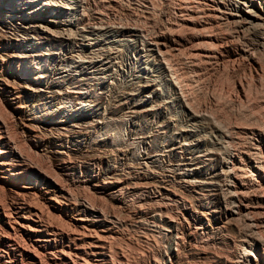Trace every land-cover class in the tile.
Wrapping results in <instances>:
<instances>
[{
    "label": "rangeland",
    "instance_id": "1",
    "mask_svg": "<svg viewBox=\"0 0 264 264\" xmlns=\"http://www.w3.org/2000/svg\"><path fill=\"white\" fill-rule=\"evenodd\" d=\"M1 3H0V18L4 20L3 24L1 25H7L9 26V28L11 30H5L4 32L1 33V30H0V35H3V34H7V33H12L13 30H15L16 28H18L21 24L23 23L24 21V18L22 16H20L19 13H15L14 10H13V7H11V4L13 5L14 3H16V5H20L19 7V11L20 13H24L26 11H28L29 9H31L33 7V5L35 4H38L40 6V8H42V12H41V15L42 17L40 18L41 20H39L38 22L40 23L42 29L40 28L38 31H37V35L42 38V40L44 42H46V46L45 48L47 49V51H45V53L47 54L48 58H47V61L45 63V67L41 73L42 75V78L39 79L41 80V83L39 85H35V87H38L39 89H42L44 92H48V91H55L57 94H62L64 98L68 99L69 103V107H64L61 109V112L68 118L70 116V122L71 124H73V131L76 129L78 130L79 134H75L73 133V131L71 130H68V132H64V131H61L62 133L64 134H61V132L59 134L62 135L63 137V143L66 145L68 144L67 146H70V147H74V148H77V152L74 154V155H68V158H72V159H68L67 158V161H70L71 163L70 164H66V165H69L65 168V172L62 173L58 170H55L53 168V166L50 164V160L46 154V151L48 150V147H52L51 145L52 144H49L47 139H46V136H43L45 135L43 133V131H38L36 130L35 131V135L34 134H31V135H34L35 137H37L39 139V142L40 143V147L38 148L40 150L38 153L40 155H37L35 156V154H32L33 152L29 150L28 147H30V142L29 140L27 139V135H28V132L27 131H21L17 125L15 124V120H13L14 118L9 119V117L7 119H9L8 121H10V132H11V135L13 138H19L21 137L22 141L19 142L18 145H24L25 148L27 151L26 152H32L31 154H27L28 156H30L31 158L29 159L31 165H34V167H41V172H44V173H48L49 175H51L52 173V176L53 174H55L56 176V179L58 177H60L59 179L57 180H60L59 182L57 181V184H58V187H60L59 189L61 190H57L56 192L53 193V195L55 196H52V198L54 199L55 197V201L57 202H60L61 205H62V211L63 212H59V210H57L56 208H54L53 206H50L46 201L44 200H33L31 201V199L29 198V201L28 200H25V204L26 205H31L30 203H33L34 204V201L36 202V204L38 205L39 203L41 204L38 205L39 208L43 207L42 209H39L36 207V205H31L32 207H36V209H39V211L41 210V214H46V208H48V213L51 215V213L55 214V216L51 215V217L49 216V214L47 213L46 216L47 218H45V215L43 216L45 219H49V218H53L52 220H58L57 221V224L59 226L60 224V228H58L57 224H56V221H52L51 219L50 220H47L51 223V227H41V235L42 234H45V233H50L54 239H55V242H53L52 244L48 245V246H44V245H36L34 243H31L27 240V239H23L22 241H25V243H20L19 246V251H15V249H13L12 247H6V246H1L0 247V255L3 259H0V263L1 264H87V261L91 264H117V262H121V264H162V261H163V264H229L230 262H233L232 264H264V209H261L260 205H258L257 203H255L254 201L251 202V207L254 208V211L258 212V213H255V217L253 216L254 219H252V215L254 213V211L252 210V212L248 213L249 215V218L247 217V215H242L244 216V218H242V216L239 217V220H238V217L237 219H231L229 217H226V215L223 214V209L225 206H227V204H231L233 205L234 203L232 201L234 197H231L230 194H233V192L230 190L228 192V190L226 189V187L224 186V183L223 181L221 180V178L219 177H216L215 176V173H214V170H215V162L213 161H210L207 157L205 158L204 154L202 153V150L203 149V145L205 144V142H202L199 146H193V145H190V143L192 142V139H187L185 136V133L183 132L185 129H193L194 131H196L198 133L199 131V135H206V136H209L210 137V133H212V126L210 125H206V124H198L196 123V121H193L191 120V115L192 114H197V115H203V116H207L209 118V120H212L213 119V122L214 124L216 123L215 121H217L216 119H218V123H216L215 125H217L218 127H221L229 132V135L230 134H233L232 136V140H229L230 143L229 146L230 148L235 152V153H239L242 151V148L243 150H246L250 143L252 141H254V139L257 138V134L259 132H263L264 131V123L263 122H260L262 124V126H260V123L259 121H264V53H263V46L264 44L261 46V43H264V26L261 27H257V29L255 30L254 28L251 29H247V30H241L239 31L240 29H235L234 26H232L231 24H227L225 21L221 20V19H218V17H214L216 16L211 10L212 8V2L211 0H186L188 1L187 3L189 4H186L185 2H182L184 0H182L181 2H178V0H155V2L152 0H143V1H139L137 0L138 2H135V4L131 2V0H107L109 3L107 4V1L106 0H96V3H92V2H95L94 0H88L85 1V0H53V2L51 0H0ZM27 1V2H26ZM49 1V2H48ZM80 1V2H78ZM85 2V5H84V2ZM103 1V2H102ZM118 1V2H117ZM123 1V2H121ZM161 1V3H160ZM176 1V2H175ZM197 1V2H196ZM198 1H200L198 3ZM48 2V3H47ZM54 2L56 4H54ZM59 2V3H58ZM115 2V3H114ZM128 2V3H127ZM142 2V3H141ZM150 2V3H149ZM154 2V3H153ZM164 4H163V3ZM11 3V4H10ZM51 3V4H50ZM81 3V4H80ZM100 3V4H99ZM102 3V4H101ZM121 3H124L121 4V6L119 4ZM141 3L142 6L139 4ZM144 3V4H143ZM153 3V4H152ZM173 3V4H172ZM177 6H176V4ZM181 3V4H180ZM184 3V6L183 4ZM205 5H204V4ZM208 3V4H207ZM60 4V5H59ZM99 4V5H98ZM126 4V5H125ZM129 4V6L127 5ZM131 4V5H130ZM147 4V5H146ZM150 4V6H148ZM155 4V6H154ZM156 4H159V7L160 5L162 6L161 8H158ZM170 4H171V7H170ZM194 4V5H193ZM198 4V5H197ZM202 4V5H201ZM47 5V6H46ZM51 5V6H50ZM56 5V6H54ZM58 5V6H57ZM79 5V6H78ZM97 5V6H96ZM138 5V6H137ZM145 5V7H143ZM153 5V6H152ZM174 6V9H173V6ZM196 5V7H195ZM210 5V6H209ZM22 6V7H21ZM62 6V7H61ZM94 6V7H93ZM106 6V7H105ZM125 6V7H124ZM131 6V7H130ZM137 6V9L135 8ZM152 6V7H151ZM187 8L185 11H182L183 8ZM187 6V7H186ZM193 6V7H191ZM200 6V7H199ZM24 7V8H23ZM70 7V8H69ZM83 9H82V8ZM89 7V9H88ZM91 7V8H90ZM98 7V9H97ZM100 7V8H99ZM102 7V9H101ZM111 7V8H110ZM122 7V8H121ZM130 7V8H129ZM133 7V8H132ZM139 7V9H138ZM150 7V9H149ZM156 7V8H155ZM177 7L178 9H180V11L178 12V9L175 8ZM203 7V8H202ZM207 7V8H206ZM210 9H209V8ZM48 8V9H46ZM53 8V9H52ZM76 8V9H75ZM95 8V9H94ZM108 8L109 11L107 10ZM125 8V9H124ZM143 8V9H142ZM145 8V9H144ZM153 8V10L151 9ZM155 8V10H154ZM165 8V9H164ZM171 10H168L170 9ZM194 9V10H190V9ZM197 8H200V13H199V9ZM86 9V10H85ZM113 9V11H112ZM115 9H117L115 11ZM121 9H123L121 11ZM127 9V10H126ZM131 9V10H130ZM133 9V10H132ZM141 9V10H140ZM156 9L158 12H156ZM159 9V10H158ZM163 9V10H161ZM174 11H173V10ZM197 9V11H196ZM204 9V10H203ZM208 9V10H207ZM69 10V11H68ZM85 12H83V11ZM107 12H106V11ZM137 10V11H136ZM140 11V13L138 14V12ZM145 10V11H143ZM166 11L165 14L163 11ZM168 10V12H167ZM207 10V11H206ZM75 11V13H74ZM88 11V12H87ZM95 11V12H94ZM100 11V12H99ZM120 11V15L119 13H115V12H119ZM129 11V12H128ZM133 11V12H132ZM154 11V12H153ZM171 11V12H170ZM182 11V12H181ZM193 11V12H192ZM205 11V12H204ZM65 12V13H64ZM69 12V13H68ZM79 12V13H77ZM99 12V13H97ZM107 14L104 15L105 13ZM113 12V13H112ZM123 12V13H122ZM132 12V13H131ZM147 12V13H146ZM15 13V14H13ZM84 14V16L82 14ZM88 13V17H87V14ZM91 16H90V14ZM95 13V14H93ZM109 13V14H108ZM136 15H135V14ZM150 13H152V17H150ZM154 14H159L158 15H153ZM163 13V14H162ZM198 13V14H197ZM65 14V15H64ZM79 14V15H78ZM93 14V15H92ZM101 14V15H100ZM114 14V15H113ZM121 14H122V17H121ZM171 14V15H170ZM176 14V15H175ZM183 16H182V15ZM188 16H186V15ZM77 15V16H76ZM138 15V16H137ZM142 15V16H140ZM146 15V17H145ZM193 15V16H192ZM212 15V16H211ZM60 16V17H59ZM73 16V17H72ZM98 16L99 18L96 19V17ZM101 16V17H100ZM110 18H109V17ZM112 16V17H111ZM119 18H118V17ZM143 16H144V19H143ZM156 16V18L154 17ZM164 16V17H163ZM168 16V17H166ZM171 16V17H170ZM181 18H180V17ZM184 16H186V19ZM191 19H189L190 17ZM198 16L199 19H196ZM207 16V17H206ZM210 16V18H209ZM55 17V18H54ZM108 17V18H107ZM121 17V19H120ZM127 17V18H126ZM133 17V18H132ZM137 17H141L140 19L137 18ZM149 17V20L148 21V18ZM162 17V19H161ZM172 17H174L172 19ZM180 19H179V18ZM195 18L193 20V18ZM202 17L203 20H202ZM217 18V19H214V18ZM71 18V19H70ZM86 18H87V21H86ZM114 18H118L117 20L114 19ZM147 18V19H146ZM153 18V19H152ZM165 18V19H164ZM183 18V19H182ZM206 18L208 20H206ZM43 19V20H42ZM81 19V20H80ZM90 21H89V20ZM92 19V20H91ZM94 19V20H93ZM102 19V20H101ZM109 19V20H108ZM115 21H114V20ZM130 19H132L133 21L130 22ZM138 20V22L136 21L135 24L134 21L135 20ZM143 19V20H142ZM146 19V20H145ZM152 19V21H151ZM155 19V20H154ZM166 19H168L166 21ZM170 19V20H169ZM185 20L186 24H185V27L187 26L191 31L192 30H196L195 31H192L190 32L189 29L188 31L187 28L185 29L184 28V25H182V21ZM48 20V21H47ZM56 22H55V21ZM58 20V21H57ZM85 20V21H84ZM111 20V21H110ZM121 20V21H120ZM126 20V21H124ZM160 22H158V21ZM206 20V22H205ZM212 20V21H211ZM214 20V21H213ZM218 20V21H217ZM8 21V22H6ZM61 21V22H60ZM65 21V22H64ZM82 21V22H81ZM102 21V23H101ZM113 22V24H110L109 22ZM142 21V22H141ZM144 21V22H143ZM149 23H148V22ZM154 21V22H153ZM156 21V22H155ZM175 21V22H173ZM179 21V22H177ZM190 21V22H189ZM199 21V22H198ZM202 21V22H201ZM223 21V22H222ZM59 25H58V23ZM100 22V23H99ZM120 24V25H117L116 24ZM119 22V23H118ZM129 22V23H128ZM146 22V23H145ZM179 24V27L182 28V30H180V28L178 27V25L176 24ZM181 22V23H180ZM193 22V23H192ZM198 22V23H197ZM206 24H205V23ZM217 22V23H216ZM225 22V23H224ZM27 23V22H26ZM25 23V24H26ZM49 23V24H47ZM61 23V24H60ZM99 23V24H98ZM107 23H108V26H107ZM115 23V25H114ZM127 23V24H126ZM143 23V24H141ZM155 23V24H154ZM163 23L167 24V25H163ZM195 23V24H194ZM201 23V24H199ZM211 23V24H210ZM221 23V24H220ZM226 26H224L223 25ZM55 24V25H54ZM57 24V26H56ZM80 24V25H79ZM86 24V25H85ZM90 24V26H89ZM93 24L95 26H93ZM98 24V25H97ZM109 24H110V27H109ZM126 24V27L128 29H125V25ZM131 24V25H129ZM133 24V25H132ZM141 28H139L140 26ZM147 26H145V25ZM155 26H154V25ZM158 24V25H157ZM162 24V26H160ZM177 26H176V25ZM199 24V26H197ZM210 24V25H209ZM218 26H217V25ZM70 25V26H69ZM80 27H79V26ZM105 25V26H104ZM114 25V26H113ZM146 27V29L143 27ZM152 27H151V26ZM169 25V26H168ZM171 25V26H170ZM181 25V26H180ZM200 25H203L202 27ZM221 25V26H220ZM78 26V27H77ZM101 26V28L99 27ZM107 26V27H106ZM119 28H117V27ZM133 26H135L136 28H134ZM138 26V27H137ZM149 26L151 27L150 30L153 29V26H154V29L152 30V32L149 30ZM158 26V27H157ZM166 26V28H165ZM183 26V27H182ZM224 26V28H222ZM231 27L228 28V27ZM14 27H16L14 29ZM45 27V28H44ZM46 27H48L46 29ZM58 27V28H57ZM61 27V28H60ZM86 29V32H85V29ZM94 27V28H92ZM96 27V28H95ZM105 27V28H104ZM113 27V29H112ZM124 27V29H123ZM148 27V28H147ZM161 27V29H160ZM171 30L174 28V30L177 28V30H175L176 33H178V30H180V35H179V38H180V41H183L184 43L186 42V44H181L182 45V48L184 49H181V47H178L177 49L180 51H177V50H173V48H171L172 46L169 43V32H167V30L169 31L170 28ZM213 27V29H212ZM220 28V29H216V28ZM83 28V29H82ZM88 28V29H87ZM90 28V29H89ZM117 28V29H116ZM131 28V29H130ZM139 30H138V29ZM157 28V29H156ZM165 28V29H164ZM179 28V29H178ZM185 30V34L184 36H181L183 35L182 32H184ZM202 28V30H201ZM205 28V30H204ZM210 28V29H209ZM227 30H226V29ZM259 28V29H258ZM261 28V29H260ZM46 29V31H44ZM55 33V35L52 34V32L50 30ZM71 29V30H70ZM82 29V30H80ZM98 29H101V30H98ZM104 29V30H103ZM106 29V30H105ZM120 29V30H119ZM135 31H133V30ZM141 29V30H140ZM144 29V31H143ZM160 29V30H159ZM167 29V30H166ZM209 29V30H208ZM233 29V30H232ZM49 30V31H48ZM70 30L71 33H69L68 31ZM79 30V31H78ZM98 30V31H96ZM109 30V31H108ZM123 30V31H122ZM126 30V31H125ZM132 30V31H131ZM146 30V31H145ZM200 30V31H198ZM211 30V31H210ZM222 30V31H221ZM226 30V31H224ZM232 30V32H231ZM260 30V31H259ZM7 31V32H6ZM66 31V33H65ZM82 31V32H81ZM114 31V32H113ZM119 31V32H118ZM130 31V32H129ZM150 32L151 35H146L147 32ZM153 31L155 33H153ZM163 31V32H162ZM200 32V35L199 36V33ZM210 31V32H209ZM213 31V32H212ZM219 31V32H217ZM238 31V32H237ZM250 32V34L248 32ZM256 31V32H255ZM258 31V33H257ZM263 31V32H262ZM44 34H43V33ZM51 32V33H50ZM112 32V33H111ZM116 32V33H115ZM122 32V33H121ZM146 32V34L144 33ZM148 32V33H149ZM164 34V38H163V42H165L168 47H170L168 49V47H166V51L169 52L171 54V56L173 57H170V54H168L166 51L164 52L165 49H158L157 45H156V37L157 39L160 38L159 36H161L162 34ZM191 33V35L189 34ZM194 32V33H193ZM204 32V33H202ZM205 32L208 34H205ZM209 32V33H208ZM221 32V33H220ZM232 35H231V33ZM242 32V33H240ZM245 32V34H244ZM261 32V33H260ZM69 33V34H67ZM74 35H73V34ZM98 33V34H97ZM126 33V34H125ZM138 33V34H136ZM142 33V34H141ZM198 33V34H197ZM210 33L212 34V37L210 36ZM214 33H217L214 34ZM224 33V34H222ZM236 33V34H235ZM239 33V35H238ZM52 34V36H51ZM61 36H60V35ZM101 34V35H100ZM107 34V35H106ZM111 34V35H109ZM132 34V35H131ZM140 34L142 35V37L140 36ZM158 34V35H157ZM194 34V35H193ZM197 34V36H195ZM221 35V37L218 35ZM244 34V35H243ZM258 36H257V35ZM262 34V35H260ZM8 35V34H7ZM73 37H72V36ZM84 35V37H83ZM117 35V36H116ZM128 35L130 37H128ZM146 35V36H145ZM154 35V37L152 36ZM156 35V36H155ZM203 35H207V36H204ZM215 35V36H214ZM246 35V36H245ZM248 35V36H247ZM59 36V37H58ZM63 36V37H62ZM82 36V37H80ZM87 36V37H85ZM90 36V37H89ZM98 36V37H97ZM114 36V37H112ZM136 36V37H135ZM152 36V37H151ZM181 36V37H180ZM189 36V37H188ZM210 36V38H209ZM217 36V37H216ZM233 38H232V37ZM45 39H44V38ZM57 37V38H56ZM65 37V38H64ZM67 37V38H66ZM76 37V38H75ZM97 37V38H96ZM101 37V38H100ZM147 37V38H146ZM184 37V39H182ZM201 37V38H200ZM230 39H229V38ZM238 37V38H236ZM242 37L243 40L241 39ZM247 37V38H245ZM263 37V38H261ZM47 38V39H46ZM54 39L55 41L53 43H51V45L48 44V41L50 39ZM75 38V39H74ZM82 38L86 39L87 41V44L88 46H84L82 44V42H80V40H82ZM95 38V39H94ZM148 38H151V39H148ZM154 38V39H153ZM188 40H187V39ZM197 38V39H196ZM206 38V39H205ZM208 38V39H207ZM215 38V40L213 39ZM222 38V39H220ZM64 39V40H63ZM74 39V40H73ZM76 39H80L79 41L76 40ZM90 39V40H89ZM120 39V40H119ZM129 39V40H128ZM141 39V40H139ZM143 39V41H142ZM145 39V40H144ZM161 39V38H160ZM191 39V40H190ZM239 39V40H237ZM245 39V40H244ZM262 39V40H261ZM57 40V41H56ZM116 40V41H115ZM125 40V41H124ZM135 40V41H134ZM149 40V41H148ZM152 40V41H151ZM61 41V42H60ZM63 41V42H62ZM94 41V42H93ZM107 41V42H106ZM111 41V42H110ZM118 41V42H117ZM131 41V42H130ZM133 41V42H132ZM145 41V42H144ZM188 41V43H187ZM218 41V42H217ZM232 41V43H231ZM236 41V42H235ZM58 42V43H57ZM74 42V43H72ZM77 42V43H76ZM106 42V43H105ZM120 42V43H119ZM125 42V43H124ZM136 42V43H135ZM151 43L149 45V43ZM203 42V44H202ZM206 42V45H204ZM211 44H210V43ZM213 42V43H212ZM219 42H223L224 44H222V48L220 47L219 48V45H217ZM246 42V43H245ZM68 43V44H67ZM81 43V45H80ZM111 43V44H110ZM117 43V44H116ZM131 43V44H130ZM144 43V45H143ZM196 43L197 47L195 46ZM230 43V44H229ZM250 43V44H249ZM252 43V44H251ZM256 43V44H255ZM125 44V46H123ZM130 44V45H129ZM153 44V45H152ZM191 44V48H195L196 47V50L194 52L193 49H191L189 46ZM200 44V45H199ZM232 44V45H231ZM247 44V45H246ZM258 44V45H257ZM97 45V46H96ZM107 45V46H106ZM123 47H122V46ZM185 47H184V46ZM194 45V46H193ZM204 45V48L208 45V47H206L205 49L202 47ZM213 45V48H209L210 46L212 47ZM227 45V46H226ZM230 45V46H229ZM246 45V47H245ZM254 45V46H253ZM257 45V46H256ZM77 46V47H76ZM119 46V47H118ZM140 46V47H139ZM142 46V47H141ZM188 46V47H187ZM193 46V47H192ZM198 46H200V49ZM218 48H216V47ZM252 46V47H251ZM71 47V48H70ZM116 47V48H115ZM146 47V48H145ZM225 47V48H224ZM104 48V50H103ZM107 48V49H106ZM110 48H113L114 51ZM119 48V49H118ZM121 48V50H120ZM131 48V49H130ZM134 48V49H133ZM136 48V49H135ZM187 48H190V49H187ZM209 48V49H207ZM217 50H216V49ZM238 48V49H236ZM240 48V49H239ZM257 48V49H256ZM259 48V49H258ZM51 49V50H50ZM66 49V50H64ZM71 49V50H70ZM98 50L99 51V54L96 55L98 52L95 51ZM101 49V50H100ZM108 49H110L109 51H112V52H109ZM116 49V50H115ZM118 49V50H117ZM125 49V50H124ZM143 49V50H142ZM148 49V50H147ZM157 49V50H156ZM198 49V50H197ZM214 49V50H212ZM241 49H244V50H241ZM248 49V50H247ZM250 49V51H249ZM77 50V51H76ZM93 52H92V51ZM124 50V51H123ZM150 50V51H149ZM171 52H170V51ZM186 50V51H185ZM213 52H212V51ZM247 50V54H249V57L248 58H244V56H242V53L243 51H246ZM254 50V51H253ZM68 51V52H67ZM108 51V52H107ZM118 51V53H117ZM121 51V52H120ZM144 51V53H143ZM157 51V53H156ZM162 51V54L160 55L159 53ZM216 51V52H215ZM233 51V52H232ZM240 51V52H239ZM253 51V54L255 52V55L253 56L251 53ZM52 52H55V53H52ZM91 52V53H90ZM107 52V54H106ZM124 52V53H122ZM167 53L166 55L164 53ZM174 54H173V53ZM186 52V53H185ZM189 52V53H188ZM201 52V53H200ZM259 52V55H257ZM77 55H76V54ZM82 53V54H81ZM93 53V54H92ZM104 53V54H103ZM113 53V54H112ZM137 53V54H136ZM176 53V56H174ZM180 53V55L178 54ZM181 53H184L181 55ZM190 54V56L187 55ZM193 56H192V54ZM205 53H210L214 56V58H210V59H205L203 57H201L202 55H204ZM222 53V54H221ZM51 54V55H50ZM54 54V55H53ZM65 54V55H64ZM73 54V55H72ZM78 54L79 55V58H78ZM103 54V55H102ZM120 54L122 57H120ZM125 56H124V55ZM145 56H144V55ZM165 56H164V55ZM197 54V55H195ZM198 54L200 56H198ZM221 54V55H220ZM240 54V55H239ZM252 56H251V55ZM261 54V55H260ZM64 55V56H63ZM74 61H76L77 63H74L73 64V67H68V68H63L64 65L68 64L71 59L72 56H74ZM84 57H81L83 56ZM97 57H95V56ZM146 55L148 57H146ZM151 55V56H149ZM163 55V56H162ZM185 55V56H184ZM216 55V56H215ZM229 57H228V56ZM77 56V57H76ZM93 56V57H92ZM99 56V58H98ZM105 56V57H104ZM113 56V57H112ZM124 56V57H123ZM129 56V57H128ZM177 56H180L179 59ZM188 56V57H187ZM240 56V57H239ZM243 59H246V60H243ZM262 56V59L260 58ZM60 57V58H59ZM87 57V58H86ZM90 57V58H89ZM102 57V59H101ZM147 59H145V58ZM161 57H165L167 59V61L165 60V58H162ZM170 57V58H169ZM177 58L176 60L174 58ZM200 57V58H198ZM257 59H255V58ZM67 60H66V59ZM77 58V59H76ZM83 58L85 60V63L83 61ZM89 58V59H88ZM93 58V59H92ZM95 58V59H94ZM109 58V59H108ZM111 58V59H110ZM113 58V59H112ZM128 58V59H127ZM169 58V59H168ZM188 58V59H187ZM192 58H198V62L197 60L195 59H192ZM218 58V59H216ZM235 58V59H234ZM254 58V59H253ZM120 59V60H119ZM150 59V60H149ZM154 59V60H153ZM172 59V60H170ZM186 59V60H185ZM229 61H228V60ZM232 59V61H231ZM234 59V60H233ZM242 59V60H240ZM253 59V60H251ZM54 60V61H53ZM80 61H83L82 62H79ZM92 60H94L93 62H91ZM96 60V61H95ZM100 62H99V61ZM143 60V61H142ZM149 60V61H148ZM159 60V61H158ZM165 63H163L162 61ZM174 60V61H173ZM181 60V61H180ZM184 60V61H183ZM191 60V61H190ZM205 60L206 62V65L205 62L203 61ZM69 61V62H68ZM118 61V62H117ZM132 63H131V62ZM153 61V62H152ZM174 63H172V62ZM177 61V62H176ZM180 61V62H179ZM183 61V62H182ZM189 61V62H188ZM195 63H194V62ZM211 61V62H210ZM222 61V62H221ZM225 61V62H223ZM237 61L239 63H237ZM88 64H87V63ZM91 62V63H90ZM96 62V63H95ZM105 62V63H103ZM158 62V63H157ZM169 62V63H167ZM185 62V65L183 64ZM203 62V63H202ZM214 64H213V63ZM232 62V63H231ZM236 62V63H235ZM241 62V63H240ZM243 62V63H242ZM48 63V65H47ZM80 63V64H79ZM82 63V64H81ZM116 63V64H115ZM120 63V64H119ZM124 63V64H122ZM155 63V64H154ZM163 63V64H162ZM167 63V65H166ZM171 63V65H170ZM179 63V64H178ZM188 63L190 65H188ZM196 64L195 66H193V64ZM210 63V65L208 66V64ZM249 63V64H248ZM4 64L8 67L9 65H11L12 63L10 62H4ZM55 64V65H54ZM61 64V65H60ZM79 64V65H78ZM146 64V65H145ZM161 64V65H159ZM178 64V65H177ZM183 64V65H182ZM220 64V65H219ZM233 64V65H232ZM53 65V66H52ZM57 65V66H56ZM109 65V67H107ZM114 65V66H113ZM128 65V66H127ZM163 65V66H162ZM174 65V66H173ZM181 65V66H180ZM192 65V66H191ZM199 65V67H198ZM218 65V66H217ZM5 66V67H6ZM47 66V67H46ZM56 66V67H55ZM71 66V65H70ZM82 66V68H81ZM85 66V67H84ZM91 66V67H90ZM93 66V67H92ZM98 66V67H97ZM117 66V67H116ZM120 69H119V67ZM152 66V67H151ZM168 67V69L172 71L173 68L174 71H172L171 73L174 74L172 75L174 78L175 76H178L179 74H182L181 76L179 75V77H176L177 81H180L179 82V85L182 87V85H184L182 88H186V86H188V88H186L184 91L182 90V88L180 87V93H175L177 94H174V91L173 88L170 86V83H169V80H168V72L166 70V68ZM180 66V67H179ZM191 66V67H189ZM205 66V67H203ZM215 66V67H214ZM216 66H217V69H216ZM224 66V67H223ZM61 67V68H60ZM97 67V68H96ZM107 67V69H106ZM147 67V68H146ZM195 67V68H194ZM50 68V69H48ZM58 68V69H57ZM76 68V69H75ZM92 70H91V69ZM109 68V69H108ZM125 68V69H124ZM147 70H146V69ZM180 68V69H179ZM183 68V69H182ZM189 68L191 69V71L189 70ZM199 68V69H198ZM255 68V69H254ZM63 69V70H61ZM69 69V70H68ZM105 69V70H104ZM114 69V70H113ZM136 69V70H135ZM195 69V70H194ZM204 69V70H203ZM57 70V71H56ZM81 70V71H80ZM97 70V71H96ZM109 70H110V73H109ZM118 70V71H117ZM145 70V71H144ZM149 70V72H148ZM158 70V71H157ZM183 70V71H182ZM185 70V71H184ZM200 70V71H199ZM2 71V72H1ZM62 71V72H61ZM77 71V72H76ZM100 71V72H98ZM137 71V72H136ZM180 71V72H179ZM198 71V72H197ZM67 72V73H66ZM80 72V73H79ZM98 72V73H97ZM107 72V73H106ZM136 72V73H135ZM152 72V73H151ZM181 72H185V73H181ZM192 72V73H191ZM195 72V73H194ZM197 72V73H196ZM47 73V74H46ZM77 75H76V74ZM79 73V74H78ZM96 73V74H95ZM122 73V75H121ZM124 73H126L124 75ZM130 73V74H129ZM146 73V74H145ZM179 73V74H177ZM191 75H190V74ZM195 75H194V74ZM257 73V74H256ZM73 74V75H72ZM141 74V75H140ZM153 74V75H152ZM200 74V75H199ZM63 75V76H62ZM65 75V76H64ZM106 75V76H105ZM166 75V76H165ZM189 75V76H188ZM195 77H193V76ZM72 76V77H71ZM94 76V77H93ZM119 76V77H118ZM124 76V77H123ZM126 76V77H125ZM134 76V77H133ZM140 76V77H139ZM155 76V77H153ZM159 80H157L158 78ZM162 76V77H161ZM182 76H185V77H182ZM199 76V78H198ZM45 79H44V78ZM82 77V78H81ZM93 77V78H91ZM96 77V78H95ZM100 77V78H99ZM129 77V79H128ZM137 77V78H135ZM184 80H179L178 78H181ZM8 79L10 82L12 81V79L9 77H7V75L4 73V69L3 70H0V82L3 80H6ZM88 78V79H87ZM119 78V79H118ZM155 78V79H154ZM187 78L191 79L189 80V83ZM198 78V79H197ZM259 78V79H258ZM53 79H55V84H52V82L54 81ZM63 79V80H62ZM80 79V80H79ZM100 79V80H99ZM116 79V80H114ZM137 79L140 81L136 82ZM152 79V81H150ZM165 79V80H164ZM45 80V81H44ZM62 82H61V81ZM85 80V81H84ZM114 80V82H112ZM123 80V81H122ZM129 80V81H128ZM156 80V81H155ZM168 80V81H167ZM194 80V81H193ZM196 80V81H195ZM78 81V82H77ZM95 81V82H94ZM156 82L157 84L155 85L153 82ZM162 81V82H161ZM245 81V82H244ZM77 82V83H76ZM89 82V83H88ZM103 82V83H102ZM112 82V84H111ZM122 82V83H121ZM126 82V83H125ZM128 82V83H127ZM131 82V83H130ZM65 83V84H64ZM76 83V84H75ZM100 83V84H99ZM120 83V84H119ZM130 83V84H129ZM182 83V84H180ZM190 85H189V84ZM241 83V84H240ZM57 84V85H56ZM60 84V85H59ZM97 84V85H95ZM147 85V86H144V85ZM185 84H188L185 86ZM254 84V85H253ZM53 85V87H52ZM68 85V86H67ZM75 85V86H74ZM123 85V86H122ZM136 87H135V86ZM143 85V86H142ZM151 85V86H150ZM241 85V86H239ZM246 85V86H245ZM63 86V87H62ZM73 86V87H72ZM116 86V87H114ZM118 86H119V89H118ZM130 86V88H128ZM149 86V87H148ZM237 86V87H236ZM244 86V87H243ZM64 89H62V88ZM123 87V88H122ZM132 87V88H131ZM135 87V88H134ZM167 87V88H166ZM60 88V89H59ZM109 88V89H108ZM114 88V89H113ZM128 88V89H127ZM158 90H157V89ZM190 88V89H189ZM243 88V89H242ZM244 88L247 89V93L248 94V97L244 94ZM69 89V90H68ZM136 89V90H135ZM138 89V90H137ZM141 89V90H140ZM167 89V90H166ZM89 90V91H87ZM92 90V91H91ZM108 90V91H107ZM114 90V91H113ZM117 90V91H116ZM119 90V91H118ZM121 90V91H120ZM126 90V92H124ZM134 90V91H133ZM165 90V91H164ZM69 91V92H67ZM85 91V92H84ZM104 93H103V92ZM164 91V92H163ZM243 91V92H242ZM72 92V93H71ZM89 92V93H88ZM142 92V93H141ZM238 92V93H237ZM246 92V91H245ZM51 93V92H50ZM66 93V94H65ZM74 93V94H73ZM98 93V94H97ZM102 93V94H100ZM110 93H111V96H110ZM118 93V94H117ZM120 93V94H119ZM124 93V94H123ZM134 93V94H133ZM137 93V94H136ZM150 93V94H149ZM155 93V94H154ZM161 93V94H160ZM170 93V94H169ZM185 93V94H183ZM187 93V94H186ZM218 93V94H217ZM76 94V95H75ZM107 94V96H105ZM113 94V95H112ZM139 94V95H138ZM154 94V95H153ZM163 94V96H162ZM231 94V95H230ZM240 94V95H239ZM53 95H56V94H53ZM69 97H68V96ZM75 95V96H74ZM110 97H109V96ZM114 95H119L120 97L122 96V98H119L117 96H114ZM128 95V96H127ZM132 95V96H131ZM175 95V96H173ZM182 95V96H181ZM185 95V96H183ZM235 95V96H233ZM238 95V97H237ZM99 96V97H98ZM148 96V97H147ZM158 96V97H157ZM187 96V97H186ZM216 96V97H215ZM224 96V97H223ZM227 96V97H226ZM245 96L247 98V100L245 99ZM90 97V98H89ZM97 97V98H96ZM103 97V98H101ZM114 97V98H113ZM155 97V98H154ZM163 97V98H162ZM182 97V99H180ZM185 97V98H184ZM221 97V98H220ZM223 97V98H222ZM237 97V98H236ZM106 98V99H105ZM113 98V99H112ZM125 98V99H124ZM145 100H144V99ZM148 98V99H147ZM160 98V99H159ZM172 98V99H171ZM175 100H174V99ZM184 98V99H183ZM218 98V99H217ZM231 98V100H230ZM234 98V99H233ZM90 99V100H89ZM101 99V100H99ZM107 99H110V100H107ZM128 99V100H127ZM131 99V100H129ZM139 99V100H138ZM143 99V100H142ZM164 99V101H163ZM180 99V101H179ZM224 101H222V100ZM228 99V103L226 101L225 103V100ZM238 99L242 100V102H240ZM88 100V102H87ZM113 100V101H111ZM126 100V101H125ZM152 100V101H151ZM177 100V101H176ZM183 100V102H182ZM188 100V101H187ZM215 102H214V101ZM220 100V101H219ZM237 100V101H236ZM246 100V101H245ZM111 101V102H109ZM140 101V102H139ZM172 103H171V102ZM174 101V102H173ZM187 101V102H186ZM219 101V105H218V102ZM231 101V103H230ZM236 101V102H235ZM240 103H239V102ZM87 102V104H86ZM98 102V103H97ZM119 102V103H118ZM123 102V103H122ZM134 102V103H133ZM162 102V103H161ZM186 102V103H184ZM190 102V103H189ZM221 102V103H220ZM234 102V103H233ZM246 102V103H245ZM82 103V104H81ZM94 103V104H93ZM109 103V104H108ZM113 103V104H112ZM140 103V104H139ZM154 103V104H153ZM158 103V104H157ZM159 103H160V106H159ZM167 103V104H166ZM188 103L190 105H188ZM217 103V104H215ZM224 103V104H223ZM1 101H0V105H1ZM96 104V105H95ZM157 104V105H155ZM166 104V105H164ZM177 104V105H176ZM187 104V105H186ZM192 104V105H191ZM213 104V105H212ZM230 104V106L228 105ZM234 104V105H233ZM83 105V106H82ZM92 105V106H91ZM108 105V106H107ZM111 105V106H110ZM117 105V106H115ZM123 105V106H122ZM129 105V106H128ZM137 105V106H135ZM164 105V106H163ZM174 105V106H173ZM205 105V106H204ZM232 105V106H231ZM244 105V106H243ZM91 106V107H90ZM105 106V107H104ZM133 106L131 109L130 107ZM152 106V107H151ZM157 106V107H156ZM168 106V107H167ZM186 106V107H185ZM189 106V107H188ZM226 106V107H225ZM240 106V107H239ZM100 107V108H99ZM108 109H107V108ZM122 107V108H121ZM148 107H151L148 109ZM173 109H172V108ZM191 107V108H190ZM201 107V108H200ZM88 108V109H87ZM106 108V109H105ZM114 108V109H113ZM143 108V109H142ZM148 111H145L147 110ZM156 108V109H155ZM161 108V109H160ZM194 108V109H193ZM2 109V107H1ZM70 109V110H69ZM130 109V110H129ZM145 109V110H144ZM154 109V110H153ZM167 109V110H166ZM169 109V110H168ZM188 109V110H187ZM193 109V110H192ZM3 110V109H2ZM112 110H115V111H112ZM125 114L123 115V113ZM141 110V111H139ZM189 110H192V111H189ZM240 110V111H239ZM80 111V112H79ZM103 111V112H102ZM106 111V112H105ZM110 111V114L108 113ZM134 111V112H133ZM153 111V112H152ZM165 111V113H164ZM179 111V112H178ZM182 111V112H181ZM218 111V113H216ZM237 111H239V113H242V115L239 113H236ZM66 112V113H65ZM71 112V113H70ZM98 112V113H97ZM131 112V113H130ZM137 112V114L135 113ZM146 112V113H145ZM169 112L171 114H169ZM175 112V113H174ZM184 112V113H183ZM223 112V113H222ZM70 113V114H69ZM105 113V114H104ZM116 115H115V114ZM148 113V114H147ZM151 113V114H150ZM157 113V114H156ZM181 113V114H180ZM201 113V114H200ZM204 113V114H203ZM211 115H209V114ZM230 113V114H229ZM233 113V114H232ZM244 113V114H243ZM254 113V114H252ZM96 114V115H95ZM100 114V115H99ZM103 114V115H102ZM118 114V115H117ZM130 114V115H129ZM136 114V115H135ZM139 114V115H138ZM228 114V115H227ZM235 114V115H234ZM238 114V115H237ZM248 114L250 115L251 119L249 118V123L250 124H254V122L256 121L257 124H259V127L261 128H258L257 124L255 123L254 125H250L248 122V118H246L245 116ZM72 115V117H71ZM102 115V117H101ZM109 119H108V117ZM115 115V117H114ZM123 115V116H122ZM129 115V117H128ZM145 115V116H143ZM153 115V116H152ZM169 115V116H168ZM181 115V116H180ZM219 115V116H218ZM231 117H230V116ZM245 115V116H244ZM252 115V116H251ZM254 115V116H253ZM257 115V116H256ZM259 115V116H258ZM92 116V117H91ZM118 116V117H117ZM126 116V117H125ZM131 116V117H130ZM205 116V117H206ZM210 116V117H209ZM218 116V118L216 117ZM225 116H227V118H225ZM237 116V119L235 118ZM242 119H241V117ZM107 119H106V118ZM112 117V118H111ZM122 117V118H121ZM133 117V118H132ZM146 119H145V118ZM160 117V118H159ZM177 119H176V118ZM185 117V118H184ZM214 117V118H212ZM221 117V118H220ZM225 119H223V118ZM234 117V118H233ZM243 117H245L243 119ZM254 117V118H253ZM259 118V119H256V118ZM103 118V120H102ZM119 118V119H118ZM121 118V120H120ZM127 118V119H126ZM129 118V119H128ZM143 118V119H142ZM172 118V120L170 119ZM183 118V119H182ZM220 118V119H219ZM96 119V120H94ZM112 119V120H111ZM116 119V120H114ZM123 119V120H122ZM126 119V120H125ZM142 119V120H141ZM175 119V120H174ZM185 119V120H184ZM188 119V120H187ZM235 121H234V120ZM256 119V120H255ZM99 120V121H98ZM107 120V121H106ZM147 120V121H146ZM152 120V122L150 123V121ZM165 122H164V121ZM181 120V121H180ZM224 120V121H223ZM239 120V122H238ZM244 120V121H243ZM247 120V121H246ZM253 120V121H252ZM91 121V122H90ZM101 121V122H100ZM105 121V122H104ZM114 123L112 125V123ZM131 121V122H130ZM133 121V122H132ZM135 121V122H134ZM139 121V122H138ZM170 121V122H169ZM172 121H175V122H172ZM225 121H228L227 123ZM232 121V122H231ZM233 121H234V125H233ZM238 123H241V124H238ZM241 121V122H240ZM100 122V123H99ZM107 122V123H106ZM119 124H118V123ZM123 122V123H122ZM125 122H127L126 124H124ZM137 122V124H136ZM180 122V123H179ZM226 125H225V123ZM245 122V123H244ZM95 123V124H94ZM147 123V124H146ZM162 123H163V127L162 126ZM173 123V124H172ZM186 123V124H185ZM191 123V124H190ZM195 125H194V124ZM240 126V127H244V128H239L238 126L236 127L235 125ZM242 123L244 126H242ZM247 123V124H246ZM79 124V125H78ZM94 124V125H93ZM98 124V125H97ZM109 124V127L108 126V130H106V133L107 132H110L107 133V135L109 136H112L111 134L115 133L116 131L119 133V135L122 137L123 140V144H126V145H123L121 147H119V150L117 151H112L110 150V148L108 147V143L106 142V137L107 136L106 134H102L103 132L105 133V129L107 128V125ZM117 124V125H116ZM132 124V125H131ZM144 124V125H143ZM175 124V126H174ZM180 124V125H179ZM221 124V125H220ZM225 125V126H222V125ZM230 124V125H229ZM232 124V125H231ZM246 124V125H245ZM13 125V126H12ZM92 125V126H91ZM103 127H102V126ZM120 125V126H119ZM148 125V126H147ZM191 125V126H190ZM194 125V126H193ZM198 125V126H197ZM251 127H250V126ZM100 126V127H99ZM113 126V127H112ZM118 126V127H116ZM122 126V127H121ZM140 126V127H139ZM144 126V128H143ZM152 126V127H151ZM185 126H188L185 128ZM203 126V127H202ZM208 126V127H207ZM229 129H227V127ZM232 126V127H231ZM235 126V128L233 127ZM250 129H248L249 127ZM16 127V128H15ZM40 127H44L42 125H40ZM86 127V128H85ZM105 127V129H104ZM149 127V128H148ZM156 129H155V128ZM181 127V128H179ZM184 127V128H183ZM193 127V128H192ZM197 127V128H196ZM207 127V128H206ZM246 127V128H245ZM255 127H257L256 129L259 131H257L255 129ZM14 128V129H13ZM82 128H85L86 130L82 129ZM89 128V129H88ZM91 128V129H90ZM113 128V129H112ZM142 128V129H141ZM160 128V129H159ZM172 128V129H171ZM180 130H178V129ZM199 128V130H198ZM238 128V130L236 129ZM251 128H253L251 130ZM263 128V130H262ZM112 129V131H111ZM153 129V130H152ZM166 129H168L166 131ZM176 129V130H175ZM181 129H184L183 131ZM203 131H202V130ZM206 129V130H204ZM209 129V131H208ZM234 131H232V130ZM244 129V130H243ZM80 130V131H79ZM82 130V131H81ZM95 130V131H94ZM116 130V131H115ZM123 130V131H122ZM138 130V131H137ZM158 130V132H157ZM165 130V131H164ZM246 130V131H245ZM90 131V132H89ZM93 131V132H92ZM100 131V132H99ZM103 131V132H102ZM131 131V132H130ZM147 131V132H146ZM162 131V132H161ZM241 131V132H240ZM244 131V132H243ZM17 133L18 135L14 134V133ZM20 132V133H19ZM37 132V133H36ZM40 132V133H39ZM72 132V133H71ZM83 132H87L86 134L85 133H82ZM127 132V133H126ZM134 132V133H133ZM153 132H154V136H153ZM165 132V133H164ZM178 132V133H177ZM205 132V133H204ZM254 132V133H253ZM43 133V134H42ZM94 133V134H93ZM122 133V134H121ZM131 133V135H130ZM160 133V134H159ZM164 133V134H163ZM172 133V134H171ZM177 133V134H176ZM207 133V134H206ZM256 133V134H255ZM20 134V135H19ZM53 134H58L56 132H53ZM71 134V135H70ZM100 134V135H99ZM125 134V135H124ZM167 134V135H166ZM182 136H180V135ZM238 134V135H237ZM253 134V138H252V135ZM25 135V136H24ZM42 135V136H41ZM98 135V136H97ZM137 135V136H136ZM143 135V136H142ZM149 135V136H148ZM156 135V137H155ZM158 135V137H157ZM164 135V136H163ZM169 135V136H168ZM171 135V136H170ZM214 135V134H213ZM236 135V136H235ZM241 135V139H240V136ZM242 135H243V138H242ZM246 135V136H245ZM17 136V137H16ZM100 136V137H99ZM235 136V137H234ZM245 136V137H244ZM248 136V137H247ZM251 136V138H250ZM256 136V137H255ZM23 137V138H22ZM42 137V138H41ZM46 139L44 140L43 139ZM102 137V138H101ZM127 137V138H126ZM140 137V138H139ZM145 137V138H143ZM160 137V138H159ZM174 137V138H173ZM236 137H239V140L238 138ZM17 138V139H18ZM77 138V139H76ZM80 138V139H79ZM83 138V139H82ZM89 138V139H88ZM105 138V139H104ZM143 138V139H141ZM166 138V139H164ZM170 138V139H169ZM184 138V139H182ZM186 138V139H185ZM93 139V140H92ZM140 139V140H139ZM155 139V140H154ZM158 139H160L158 141ZM168 139V140H167ZM174 141H173V140ZM177 139V140H176ZM182 139V140H181ZM237 139V140H236ZM24 140H25V143H24ZM65 140V141H64ZM136 140V141H135ZM154 140V141H153ZM186 140V141H185ZM188 140V142H187ZM245 140V141H243ZM251 142H250V141ZM69 141V142H68ZM71 141V142H70ZM82 142L81 145H78L79 142ZM90 141H96L97 144H98V152H100L101 154L104 153V154H109L111 152V154L113 155L111 160L110 161H107V162H103V163H99L98 161H93L91 160V157H90V152L88 148V143ZM130 141V142H129ZM158 141V142H157ZM185 141V142H183ZM236 141V142H234ZM239 141H241V143L244 144V147H243V144L241 145V143H238ZM249 141V142H248ZM24 144H22V143ZM68 142V143H67ZM88 142V143H87ZM136 142V143H135ZM155 142V143H154ZM165 142V143H163ZM183 142V143H182ZM187 142V144H186ZM247 144H246V143ZM27 143H29L28 145H26ZM131 143V144H130ZM135 143V144H134ZM158 143V145H157ZM207 143V142H206ZM232 143H234V146ZM238 143V144H237ZM73 144V146H72ZM129 144V145H127ZM134 144V146H133ZM152 144V145H151ZM166 144V145H165ZM193 144V142L191 143ZM231 144V145H230ZM240 144V146H238ZM20 145V146H21ZM77 145V146H76ZM100 145V146H99ZM156 145V146H155ZM189 145V146H187ZM233 145V147H232ZM247 145V146H246ZM21 146V147H22ZM23 146V147H24ZM128 146H133V147H129ZM138 146V147H137ZM167 146V147H166ZM173 146V147H172ZM177 146V147H176ZM105 147V148H104ZM153 147V148H151ZM172 147V148H170ZM179 147V148H178ZM191 147V148H190ZM197 147V148H196ZM238 148V149H235V148ZM109 148V149H107ZM122 148L124 150H122ZM160 148H162L161 150H159ZM165 148V150H164ZM170 148V149H169ZM184 148V150H183ZM190 148V149H189ZM210 149V147H207ZM234 148V149H233ZM101 149V150H100ZM141 149V150H140ZM145 149V150H144ZM148 149V150H146ZM156 149V150H155ZM173 149V150H172ZM182 149V150H181ZM202 149V150H201ZM213 149V148H212ZM211 149V150H212ZM83 150V151H82ZM171 152H170V151ZM182 152H180V151ZM190 150V151H188ZM201 150V151H200ZM239 150V151H236ZM89 151V152H88ZM108 151V152H107ZM128 154H126V152ZM136 151V152H135ZM156 151H159L158 153H156ZM167 151V152H166ZM199 151V152H198ZM28 152V153H29ZM141 156H139L138 154ZM141 152V153H139ZM149 152V153H148ZM153 152V153H152ZM165 152V153H164ZM186 152V153H185ZM190 152V153H188ZM243 152V151H242ZM87 153V154H86ZM116 153V154H115ZM123 153V154H122ZM125 153V154H124ZM134 153V154H133ZM143 153V155H142ZM164 153V154H163ZM42 154V155H41ZM78 154V155H77ZM134 156H132V155ZM137 154V155H136ZM154 154V155H153ZM156 154V155H155ZM163 154V155H162ZM168 154V155H167ZM193 154V155H192ZM199 154V156H198ZM242 154V153H241ZM263 154V155H262ZM260 154V156L262 155L263 156V160H264V151L263 153ZM85 155V157H83ZM115 155V156H114ZM147 155V156H146ZM149 155V156H148ZM165 155V156H164ZM34 158H33V157ZM42 156V158H41ZM70 156V157H69ZM119 156V157H117ZM122 156V159L120 158ZM128 156V157H127ZM130 156V157H129ZM136 156V158H135ZM139 156V157H138ZM168 156V157H167ZM177 156V158H175ZM184 156V157H183ZM189 156V157H188ZM194 156V157H193ZM196 156V157H195ZM203 156V157H202ZM261 156V157H262ZM44 157V158H43ZM90 157V158H89ZM115 157V158H114ZM159 157V158H158ZM170 157V158H169ZM179 157V158H178ZM183 157V158H182ZM37 158V159H35ZM40 160H39V159ZM84 158V159H83ZM114 158V159H113ZM120 158V159H119ZM142 158V159H140ZM144 158V159H143ZM152 158V159H151ZM189 158V159H188ZM196 158V159H195ZM199 158V159H198ZM33 159V160H32ZM48 160V162H45L43 163L44 160ZM77 159V160H74ZM88 159V160H87ZM116 159V160H115ZM126 159V160H125ZM133 159V160H132ZM160 161H159V160ZM163 159V160H162ZM169 159V161H168ZM176 159V160H175ZM179 159V160H178ZM207 159V160H206ZM35 160V161H34ZM39 160V161H38ZM83 160V161H82ZM135 160V161H134ZM142 160V162H141ZM165 160V161H164ZM171 160V161H170ZM182 160V161H181ZM32 161V162H31ZM38 161V162H37ZM42 161V162H41ZM86 161V163H85ZM89 161V162H88ZM138 161V162H137ZM152 161V163H151ZM206 161V162H205ZM35 162V164H34ZM40 162V164H39ZM72 162H73V165H72ZM110 162V163H109ZM133 162V163H132ZM156 162V163H155ZM161 162V163H160ZM167 162H169V164H167ZM173 162V163H172ZM184 162V163H183ZM187 162V163H186ZM189 162V163H188ZM192 162V163H191ZM195 162V163H193ZM210 162V163H209ZM241 163H243V159L241 158L240 160ZM33 163V164H32ZM79 163V164H78ZM82 163V164H81ZM90 163V164H89ZM116 163V164H115ZM149 163V164H148ZM163 163V164H162ZM172 163V164H171ZM186 163V165H185ZM212 163V164H211ZM88 164V165H87ZM123 164V165H122ZM137 164V165H136ZM146 164V166L144 165ZM153 164V165H152ZM167 164V165H166ZM180 164V165H179ZM214 164V165H213ZM39 165V166H38ZM72 165V166H71ZM79 165V166H78ZM87 165V166H86ZM116 165V166H115ZM125 165V167H124ZM132 167H131V166ZM136 165V166H135ZM152 165V166H150ZM156 165V166H155ZM179 165V166H178ZM201 165V166H200ZM51 168L49 169L48 168ZM98 166V167H97ZM114 166V167H113ZM128 166V167H127ZM142 166V167H141ZM170 168L168 170V167ZM178 166V167H176ZM186 166V167H185ZM197 166V167H196ZM199 166V167H198ZM70 167V168H68ZM119 167V168H118ZM140 167V168H139ZM153 167V168H152ZM167 167V168H166ZM182 167V168H181ZM194 169H192V168ZM43 168V169H42ZM45 168V170H44ZM47 168V169H46ZM79 168V169H78ZM95 168V169H94ZM111 168V169H110ZM124 168V169H123ZM139 168V169H138ZM173 168V169H172ZM175 168V169H174ZM200 168V169H199ZM210 168V169H209ZM142 169L144 171V174H142ZM149 169V170H147ZM163 169V170H162ZM178 169V170H177ZM180 169V170H179ZM117 170V171H116ZM124 172H123V171ZM130 170L132 172H130ZM137 170V171H136ZM146 170V171H145ZM165 170V171H164ZM211 170V171H210ZM48 171V172H47ZM93 171V172H92ZM98 171V173H97ZM100 171V172H99ZM120 171V172H119ZM148 171V172H147ZM167 171V172H166ZM176 171V172H174ZM69 172V173H68ZM129 172V173H128ZM141 172V173H140ZM182 172V173H181ZM186 172V173H185ZM188 172H189V175H188ZM59 173V174H58ZM100 173V174H99ZM134 173V174H133ZM138 173V174H137ZM152 173V174H151ZM181 173V174H180ZM184 173V174H183ZM214 173V174H213ZM72 174V175H71ZM81 174V175H80ZM98 174V175H97ZM108 174V175H107ZM123 174V175H122ZM126 174V176H125ZM165 174V175H164ZM180 174V175H179ZM205 174V175H204ZM208 174V175H207ZM136 175V176H135ZM139 175V176H138ZM148 175V176H147ZM177 175V176H176ZM183 175V176H182ZM211 175V176H210ZM63 176V177H61ZM116 176L117 179H116ZM120 176H122L121 178H123L124 176V180H122L120 178ZM135 176V177H134ZM138 176V177H137ZM144 176V177H142ZM194 178H193V177ZM88 177V178H87ZM108 177V178H107ZM133 177V179H132ZM177 177V178H176ZM206 177V178H205ZM211 177V178H210ZM213 177V178H212ZM87 178V179H86ZM99 178H102V179H99ZM105 178V179H104ZM115 178V179H114ZM120 178V179H119ZM173 178V179H172ZM204 178V179H203ZM219 178V179H218ZM85 179V180H83ZM180 179V180H179ZM185 179V181H183ZM187 179V180H186ZM190 179V180H189ZM198 181H196V180ZM220 181H218V180ZM66 180H67V183H66ZM110 182H109V181ZM116 180V181H114ZM130 180V181H129ZM136 180V181H135ZM155 180V181H153ZM172 180V181H171ZM174 180V181H173ZM176 180V181H175ZM84 181V182H83ZM86 181V182H85ZM102 181V182H101ZM114 181V182H113ZM119 181V182H118ZM135 183H133V182ZM138 181V182H137ZM145 181V182H144ZM192 181H195L194 183H192ZM208 181H210L211 183H208ZM217 181V182H216ZM70 182V183H69ZM74 182V183H73ZM127 182V183H126ZM129 182V183H128ZM140 182V183H139ZM150 182V183H149ZM182 182V183H181ZM200 182V183H199ZM221 182V183H220ZM66 183V184H65ZM98 183H101L98 184ZM138 183V185H137ZM145 184L143 186V184ZM149 185H147V184ZM152 183V184H151ZM155 183V184H153ZM163 185H162V184ZM169 183V184H168ZM171 183V184H170ZM180 183V184H179ZM184 183V184H183ZM199 183V185H198ZM207 183V184H205ZM219 185H218V184ZM62 186H60V185ZM70 184V185H69ZM94 184V185H93ZM98 184V185H97ZM104 184V185H103ZM130 184V185H129ZM135 184V185H134ZM139 184H140V187H139ZM192 184V185H191ZM204 184V185H203ZM68 185V186H67ZM76 185V186H74ZM96 185V186H95ZM136 185L139 187V189H137ZM158 185L160 186V188L158 187ZM188 185V186H187ZM191 187H190V186ZM218 185V186H217ZM67 186V187H66ZM103 186V187H102ZM126 186V187H125ZM129 186V187H128ZM164 186V187H163ZM198 186V187H197ZM204 186V188H203ZM221 186V187H220ZM71 187V188H70ZM85 187V188H83ZM119 187V188H118ZM125 187V188H124ZM132 187H135L137 190H133ZM163 187V188H162ZM171 187V188H169ZM218 187V189H217ZM65 188V189H64ZM66 188H69V189H66ZM84 190H83V189ZM90 188V189H89ZM94 188V189H93ZM118 188V189H117ZM124 190H123V189ZM134 188V189H135ZM166 188V189H165ZM169 188V189H168ZM174 188V194L173 191H170ZM190 188V189H189ZM212 188V189H211ZM224 188V189H223ZM74 189V190H73ZM85 191V189H87L86 192H81L82 190ZM116 189V191H115ZM188 189V191L186 190ZM193 189V190H192ZM220 189V190H219ZM66 190H69L66 191ZM78 190V191H77ZM80 190V191H79ZM92 190V191H91ZM95 192H94V191ZM98 190V191H97ZM120 190V191H119ZM122 190V191H121ZM143 190V191H142ZM178 190V191H177ZM206 190V191H205ZM212 190V191H211ZM73 191V193L71 192ZM76 191V192H75ZM110 191V192H109ZM114 191V192H112ZM146 191V192H145ZM185 191V192H184ZM191 191V192H190ZM219 193H218V192ZM80 194V196H77L76 194L78 193ZM89 192H93L92 194L89 193ZM134 192V193H133ZM137 192V193H136ZM142 192V193H141ZM145 192V193H144ZM189 192V193H187ZM214 192V193H212ZM217 192V193H216ZM224 192V193H223ZM228 192V193H227ZM108 193V194H107ZM110 193V194H109ZM122 193V195L120 194ZM141 193V194H139ZM205 193V194H204ZM216 193V194H215ZM226 193V194H225ZM61 194V195H59ZM64 196H63V195ZM69 194V195H68ZM86 196H84V195ZM92 196V198L89 197ZM113 194L114 197L112 196ZM130 194V195H129ZM145 194V195H144ZM164 194V196H163ZM174 194V195H172ZM182 194V195H181ZM192 196L191 197H194L191 199V197L189 196ZM214 194V195H213ZM228 194V195H227ZM249 195L248 196H251L252 193H248ZM71 195V197H69ZM88 195V197H87ZM97 195H99L100 197L98 198ZM119 195V196H117ZM129 195V196H127ZM134 195V196H132ZM136 195V196H135ZM144 195V196H143ZM170 195V196H169ZM187 195V196H186ZM207 195V196H206ZM211 195V196H210ZM226 195V196H224ZM63 196V197H62ZM74 196V197H73ZM76 196V197H75ZM112 196V197H111ZM142 196V197H141ZM149 196V197H148ZM189 196V197H188ZM198 196V197H197ZM215 196V197H214ZM73 198H76L75 199H72ZM81 197V198H80ZM84 199H83V198ZM93 197L95 198V200L93 199ZM124 197V198H123ZM132 197V198H131ZM137 197V198H136ZM162 197V198H161ZM170 197V198H169ZM180 199H178V198ZM182 197V198H181ZM214 197V198H213ZM223 197V198H221ZM51 198V197H50ZM66 198V199H65ZM69 198V199H68ZM80 198V199H79ZM103 198V199H102ZM106 198V199H105ZM118 198V199H117ZM128 200H126V199ZM151 198V199H150ZM163 198H168V199H163ZM188 200L186 201L185 199ZM206 198V199H205ZM208 198V199H207ZM4 199V200H3ZM6 199V200H5ZM11 198H8V197H5V198H2L0 196V201L6 203L5 205L8 206V204L10 205V203L12 202V200H10ZM70 199L74 202V200L76 202V206L74 203H72V201L70 202ZM98 199L100 200L101 203L98 202ZM135 199V200H134ZM143 199V200H141ZM154 199V200H153ZM163 199V200H162ZM183 199L185 201H183ZM191 199V200H190ZM227 199V200H225ZM65 204H64V202ZM106 200V201H105ZM138 200V201H137ZM146 200V201H145ZM159 200V201H158ZM175 200V201H174ZM180 200V201H179ZM194 200V201H193ZM210 200V201H209ZM230 200V201H229ZM11 201V202H10ZM40 201V202H38ZM82 201V203H81ZM88 201V202H87ZM98 202V204L95 203ZM103 201V202H102ZM133 201V202H132ZM153 201V202H152ZM154 201L155 202H159L158 204H161V206L159 205L157 207L158 204L154 205ZM162 201V202H161ZM172 204H171V202ZM192 201V202H189ZM219 201V202H218ZM15 202V201H14ZM29 202V204H28ZM91 202V203H90ZM109 202V204H106V203ZM130 202V203H129ZM138 204H137V203ZM142 202V203H141ZM145 202V203H144ZM152 202V203H150ZM168 202V203H167ZM176 202V203H174ZM182 202L183 205H182ZM194 202V203H193ZM215 202V203H214ZM229 202V203H228ZM232 202V203H230ZM63 203V204H62ZM70 203V204H69ZM79 203V204H78ZM112 203V205H111ZM125 203V204H124ZM127 203V204H126ZM135 203V204H134ZM179 203V204H178ZM213 203V204H212ZM221 203V204H220ZM226 203V205H224ZM254 203V204H252ZM87 204V205H85ZM102 204V205H101ZM117 204V205H116ZM148 204V205H147ZM150 204V205H149ZM164 204V205H163ZM166 204V205H165ZM171 204V205H170ZM175 204V205H174ZM44 205L46 207H44ZM90 205H94V206H90ZM109 207V209H107ZM109 205V206H108ZM116 205V206H115ZM130 205H134V206H130ZM136 205V206H135ZM143 207H141V206ZM173 205V206H172ZM187 205V207H186ZM192 205V206H191ZM220 205V206H219ZM231 205H228V206H231ZM255 205V206H254ZM257 205V206H256ZM75 206V207H74ZM87 206V208L85 207ZM103 208H102V207ZM113 206V207H112ZM123 206V207H122ZM126 206V207H125ZM139 208H138V207ZM150 206V207H149ZM166 206V207H165ZM189 206V207H188ZM193 206L195 208H193ZM224 206V207H223ZM81 209H80V208ZM97 209H96V208ZM128 207V208H127ZM131 207V208H129ZM141 207V208H140ZM157 207V208H156ZM172 207V208H171ZM192 209H191V208ZM89 208V209H88ZM95 208V209H93ZM118 208V209H117ZM120 208V209H119ZM138 208V209H137ZM187 208V209H186ZM220 208V209H219ZM80 209V210H79ZM122 209H124L122 211ZM137 209V210H136ZM143 209V210H142ZM148 209V210H147ZM156 209V210H155ZM169 209V210H168ZM199 209V210H198ZM214 209V210H213ZM216 209V210H215ZM42 210H44L43 212L45 213H42ZM75 210V211H74ZM96 210V211H95ZM100 212H99V211ZM112 210V211H110ZM162 210V211H161ZM176 210V211H175ZM189 210V211H188ZM193 210V211H192ZM211 210V211H210ZM263 210V211H262ZM51 211V212H49ZM67 211V212H66ZM81 211V212H80ZM108 211V212H107ZM159 211V212H158ZM166 211V212H165ZM201 211V212H200ZM203 211V212H202ZM208 211V212H207ZM105 212V214H104ZM107 212V213H106ZM114 212V213H112ZM165 214H164V213ZM180 212V213H179ZM205 212V213H204ZM214 212V213H213ZM72 213V214H71ZM78 213V214H77ZM80 213V214H79ZM101 213V214H99ZM134 213V214H132ZM138 213V214H137ZM147 213V215L145 214ZM155 213V214H154ZM158 213V214H157ZM160 213H163V214H160ZM167 213V214H166ZM203 213H204V216H203ZM58 214V215H57ZM109 216H108V215ZM115 218H114V216ZM154 214V215H153ZM157 214V215H156ZM176 214V215H175ZM221 214V215H220ZM252 214V215H251ZM262 214V215H261ZM62 215V216H61ZM112 215V216H110ZM140 215V216H139ZM156 215V217H155ZM159 215V216H158ZM161 215V216H160ZM165 215V216H164ZM192 215V216H191ZM196 215V216H195ZM220 215V216H219ZM258 215V216H257ZM73 216V217H72ZM80 216V218H79ZM84 216V217H83ZM98 216L100 218H98ZM104 216V217H103ZM148 216V217H147ZM150 216V217H149ZM201 216V217H200ZM216 216V218H215ZM260 216V217H259ZM57 217V219L55 218ZM97 217V218H96ZM143 219H142V218ZM153 217V218H152ZM164 217V218H163ZM170 219H168V218ZM194 217V218H193ZM258 217V218H256ZM43 218L44 222H46L45 224L47 225V221H45V219ZM58 218H61L63 219V222L61 219H58ZM76 218V219H75ZM85 218V219H82ZM89 218V219H87ZM96 218V219H95ZM106 218V219H105ZM110 218H113L111 219L110 221ZM155 218V219H154ZM166 218V219H165ZM173 218V219H172ZM227 218V219H226ZM248 220H247V219ZM257 220H256V219ZM261 218V219H260ZM81 219V220H80ZM100 219V220H99ZM142 219V220H141ZM153 219V220H152ZM158 219V220H157ZM243 219V220H242ZM68 223H67V221ZM92 220V222H91ZM114 220V223H112ZM138 220V221H137ZM161 220V221H160ZM163 220V221H162ZM169 222H168V221ZM221 220V221H220ZM234 220V221H232ZM261 222H260V221ZM65 221V223H64ZM79 221V222H78ZM87 221V222H86ZM107 221V222H106ZM111 223H110V222ZM117 221V222H116ZM155 221V222H154ZM226 221H232V224L229 225L230 222L226 223ZM236 221L238 222L239 221V225H242L239 226ZM243 221V223H242ZM252 221V222H251ZM53 222L55 223L53 225ZM116 222V223H115ZM119 222V223H118ZM147 222V223H146ZM236 223V226L235 224L233 225V223ZM246 222H247V225H246ZM258 222V223H257ZM50 223L49 226H50ZM105 223V224H104ZM110 223V224H109ZM118 223V224H117ZM163 223V224H162ZM194 223V224H193ZM223 223V224H222ZM62 224V225H61ZM65 224V225H63ZM67 224V225H66ZM71 224V229L73 230L72 234L71 232H69L71 229L69 228V225ZM76 224V226H75ZM117 224V225H115ZM152 224V225H151ZM158 224V225H157ZM162 224V225H161ZM225 224V225H224ZM251 224V225H250ZM254 224V225H253ZM257 226H256V225ZM259 224H261L260 226L263 228V231H262V228L259 226ZM78 225V226H77ZM211 227H210V226ZM237 225L239 227H237ZM253 225V226H252ZM62 226V227H61ZM75 226V227H74ZM81 226V227H80ZM107 226V227H106ZM166 226V227H165ZM173 226V227H172ZM194 226V227H193ZM198 226V228L196 227ZM216 226V227H215ZM224 228H223V227ZM225 226H228L225 227ZM244 226V227H243ZM247 226L249 228H247ZM252 226V228H251ZM65 227V228H64ZM76 229V231L73 229ZM77 227V228H76ZM87 227V228H86ZM113 227V228H111ZM119 229H118V228ZM156 227V228H155ZM158 227V228H157ZM161 227V228H160ZM164 227L166 228V230L164 229ZM168 227V229H167ZM177 227V228H176ZM181 227V228H180ZM232 227V228H231ZM241 227V228H240ZM246 227V229H245ZM255 227V228H253ZM257 227L260 229H257ZM1 228V227H0ZM82 228V229H81ZM90 228V229H88ZM143 228V229H142ZM146 228V229H145ZM229 228H230V233H227L229 232ZM237 228V229H236ZM251 228V230H250ZM46 229L48 231H46ZM55 229V230H54ZM60 229V230H59ZM64 229H68V230H64ZM70 229V230H69ZM86 229H88L86 231ZM91 229H94L95 232H93V230ZM118 229V230H117ZM121 229V230H120ZM157 229V230H156ZM159 229V230H158ZM196 229V230H195ZM218 229V230H217ZM220 229V230H219ZM226 229V230H224ZM242 229H243V233H242ZM254 229V230H253ZM3 228L0 229L1 232H4ZM44 230V231H43ZM64 230V231H63ZM71 230V231H72ZM86 232L84 235H83V231ZM91 230V231H90ZM99 230V231H98ZM114 230V231H113ZM170 230V232L168 231ZM194 232H193V231ZM202 230V231H201ZM211 230H213V232H211ZM222 230V231H221ZM53 231V232H52ZM62 231V232H61ZM66 231V232H65ZM68 231V233H67ZM75 231V232H74ZM81 231V235H79ZM90 231V232H89ZM98 231V232H97ZM104 231V232H103ZM119 233H117V232ZM148 233H147V232ZM152 231V232H150ZM166 231V232H165ZM177 231V232H176ZM183 231V232H182ZM192 231V232H191ZM197 231V232H196ZM218 232V236L215 234ZM251 232V233H247V232ZM256 231V232H255ZM260 233H258V232ZM65 232V233H64ZM79 232V233H78ZM111 232V234H110ZM145 232L147 234H145ZM176 232V233H175ZM199 232V233H198ZM207 232V233H206ZM223 232V234L221 235V233ZM234 232V234H233ZM240 232V233H239ZM246 232V233H245ZM255 232V233H253ZM263 233V236L261 235ZM10 236H12L14 233L13 232H10ZM54 233V234H53ZM58 233V234H57ZM67 233V234H66ZM74 233V234H73ZM76 233V234H75ZM151 233V234H150ZM157 233L158 236H157ZM161 233V234H160ZM186 233V234H185ZM226 233V234H225ZM16 236H18L19 238H23V237H20L19 233H15ZM61 234V236L59 235ZM64 234V236H63ZM92 234V237L91 235ZM101 236H100V235ZM150 234V235H149ZM153 234V235H152ZM174 234V235H173ZM195 236H193V235ZM220 234V235H219ZM229 234V235H228ZM233 234L231 237L230 235ZM238 234V235H237ZM242 234V235H240ZM259 234L261 236H259ZM68 235V236H67ZM71 235V236H70ZM88 236L86 242L85 240L82 241V242H79V237H83V236ZM109 235H110V238H109ZM121 235V237H120ZM167 235V237H166ZM178 235V236H177ZM204 235V236H203ZM210 235V236H209ZM226 235V236H225ZM253 235L254 236V239H253ZM91 238H90V237ZM114 240L113 239V237ZM119 236V237H118ZM171 236V237H170ZM177 236V237H176ZM188 236V237H187ZM202 236V237H200ZM208 238H207V237ZM228 236V237H227ZM237 236V237H235ZM250 236V237H249ZM256 236V238H255ZM59 237V238H58ZM69 237H70V240H69ZM95 237V238H94ZM99 237V238H98ZM101 237V238H100ZM118 237V238H117ZM161 237V238H160ZM165 237V238H164ZM183 239H182V238ZM194 237V238H193ZM218 237V238H217ZM221 237V238H219ZM226 237V238H225ZM240 237V238H239ZM259 237V240L257 239ZM263 238L262 239H260ZM25 238V236H24ZM73 238V239H72ZM76 238V239H75ZM98 238V239H97ZM106 240H105V239ZM109 239V241L107 242V240ZM122 240H121V239ZM169 240H168V239ZM196 238V239H195ZM203 238V239H202ZM214 240H213V239ZM232 238V239H230ZM236 238V239H235ZM245 238L246 240L243 241ZM72 239V240H71ZM96 239V240H95ZM166 239V240H165ZM176 239V240H174ZM178 239V240H177ZM181 239V240H180ZM243 239V240H242ZM57 240V241H56ZM95 242H94V241ZM100 240V241H99ZM111 240H113L114 242H112ZM119 240V241H118ZM173 240V242H172ZM183 240V241H182ZM203 242H202V241ZM207 240V241H205ZM212 240V241H211ZM219 240V241H218ZM231 240H234V241H231ZM237 240V241H236ZM263 242H262V241ZM21 241V242H22ZM72 241V242H71ZM88 241V242H87ZM97 241V242H96ZM106 241V242H105ZM118 241V242H117ZM128 241V242H127ZM186 241V242H185ZM190 243H189V242ZM193 241V242H192ZM242 241V242H241ZM251 242V244H249V242ZM262 244H261V242ZM76 242V243H75ZM105 242V243H104ZM116 242V243H115ZM126 242V245H124ZM184 242V243H183ZM207 242V243H206ZM230 242V243H229ZM241 244V246L238 244ZM75 243V244H74ZM110 243V244H109ZM128 243V244H127ZM172 243V245L170 244ZM197 243V244H196ZM229 246H228V244ZM236 243V244H234ZM25 244V246H24ZM28 244V245H26ZM61 244V245H60ZM88 244V245H87ZM91 244H93L91 246ZM103 244H106L103 246ZM114 244V245H113ZM120 246H119V245ZM176 244V245H174ZM183 244V245H182ZM190 244V245H189ZM196 244V246L194 245ZM201 244V246H200ZM203 244V245H202ZM212 244V245H211ZM219 244V245H217ZM53 245V246H52ZM73 245V246H72ZM82 245V246H81ZM87 245V247H86ZM101 247H100V246ZM111 247H110V246ZM112 245L114 247H112ZM122 245V246H121ZM168 245V246H167ZM194 245V246H193ZM199 245V246H198ZM211 245V246H209ZM233 245V246H232ZM248 245V246H247ZM253 245V246H252ZM263 245V246H262ZM26 249V252H25V249ZM32 246L35 248L33 249ZM70 246V247H69ZM76 246V247H75ZM82 247L79 249V247ZM83 246L85 247L83 248ZM96 246V248L94 247ZM99 246V247H98ZM117 246V247H116ZM119 246V247H118ZM127 246V247H126ZM174 246H177L174 247ZM179 246V247H178ZM183 246V247H182ZM217 246V247H216ZM220 246H222V249L220 248ZM228 246V247H227ZM235 246V247H234ZM243 246V247H242ZM28 247V249H27ZM46 247V248H45ZM104 247V249H103ZM123 248L125 249L123 251V249H120ZM168 247V248H167ZM182 247V249H181ZM195 247H198L199 249H196ZM205 249L203 250L202 248ZM210 250H209V248ZM213 247V248H211ZM242 247V248H241ZM245 247H246V250H245ZM262 247V248H261ZM7 248V250L5 249ZM62 248V249H60ZM103 250H102V249ZM106 248V249H105ZM109 248V249H108ZM111 248H113L111 251ZM116 248V249H115ZM137 248V249H136ZM217 248V249H215ZM228 248V249H227ZM233 248V249H232ZM237 251H236V249ZM241 248V249H240ZM30 249L32 250H35V252H32V250L30 251ZM60 249V250H59ZM70 249V250H69ZM84 249V250H83ZM178 249V251L176 252V250ZM190 249V250H189ZM196 249V250H194ZM201 249V250H200ZM212 249V250H211ZM215 249V250H213ZM231 249V250H230ZM235 249V250H234ZM3 250H5L3 252ZM22 250V251H21ZM29 252H28V251ZM88 250V251H87ZM99 250V251H98ZM110 250V251H109ZM120 250V252H119ZM123 254H122V252ZM168 250V251H166ZM180 250V251H179ZM183 252H182V251ZM188 250V251H187ZM192 250L194 251L192 253ZM200 253H199V251ZM208 250V251H206ZM218 250V251H217ZM223 252H222V251ZM227 250L229 251V254H227ZM239 250V251H238ZM244 250L246 253H244ZM248 250V251H247ZM263 250V251H262ZM7 251V252H6ZM60 251V252H59ZM67 251H70L71 254ZM87 251V252H85ZM91 251V252H90ZM115 251L117 252V254L115 253ZM148 251V252H147ZM170 251V252H169ZM186 251V252H185ZM190 251V252H189ZM215 251V252H214ZM232 251V252H231ZM16 254L14 256V260L11 259V254L12 253ZM39 252V253H38ZM40 252H42L43 254H41ZM74 252H75V255H74ZM96 254H95V253ZM101 252V253H100ZM106 252V253H105ZM127 252V253H125ZM146 252V253H144ZM159 252V253H158ZM165 252V253H164ZM168 252V253H166ZM211 252V253H210ZM214 252V253H213ZM220 253V254H217V253ZM226 252V253H225ZM234 252V254H232ZM236 252V253H235ZM245 255H243V253ZM19 253V254H18ZM36 253V254H35ZM55 253V254H54ZM62 253V254H61ZM68 253V254H67ZM104 253V254H103ZM112 253H114V255H112ZM127 255H125V254ZM131 256H129V254ZM178 253V254H176ZM186 253V254H185ZM188 253V254H187ZM190 253V254H189ZM231 253V254H230ZM240 253V254H239ZM251 253V254H250ZM254 253V254H253ZM7 254V255H6ZM21 254V255H20ZM24 254V255H23ZM34 254V255H33ZM54 254V255H52ZM70 254V255H69ZM141 254V255H140ZM208 254V255H207ZM218 256H216V255ZM225 256H224V255ZM227 254V255H226ZM236 256L234 257L233 255ZM250 254V255H249ZM20 255V256H19ZM35 255L39 256L40 258L35 257ZM45 259H44V257ZM59 255V258L58 257H55V256H58ZM69 255V256H68ZM73 255V256H72ZM83 255V256H82ZM88 255V256H87ZM101 255V256H100ZM112 255V257H111ZM116 255V256H115ZM122 255V256H121ZM173 255V256H172ZM185 255V256H184ZM190 255V256H189ZM195 255V256H194ZM205 255V256H204ZM207 255V256H206ZM216 257H215V256ZM232 255V257L230 256ZM240 255V256H239ZM242 255V256H241ZM249 255V256H248ZM253 255V256H252ZM9 256V257H7ZM76 256V257H74ZM90 256V257H89ZM115 256V258H114ZM138 256V257H137ZM144 256V257H142ZM149 260H147V258ZM160 256V257H159ZM172 256V257H171ZM221 256V257H220ZM223 256V257H222ZM228 256V258L226 257ZM22 257V258H21ZM24 257V258H23ZM72 257V258H71ZM79 257V258H77ZM124 257H128V259L124 258ZM154 257V258H153ZM179 257V258H178ZM185 257V258H184ZM205 257V258H204ZM218 257V258H217ZM238 257V258H237ZM9 258V259H8ZM43 258V260H42ZM50 258H51V261H50ZM72 260H70V259ZM83 258V259H82ZM110 258L115 261L113 262L112 260H110ZM114 258V259H113ZM133 260H131V259ZM138 258H142V259H139ZM144 258H146L144 260ZM152 258V259H151ZM158 258H161V259H158ZM191 258H193L191 260ZM208 258V259H207ZM217 258V260H215ZM223 258V260H222ZM12 261H11V260ZM75 259V260H74ZM86 259V260H85ZM105 259V260H104ZM109 259V260H108ZM119 260L116 262V260ZM123 259V260H122ZM156 259L158 261H156ZM181 259V260H180ZM215 262H214V260ZM234 259V260H233ZM238 259L241 261H238ZM254 259V260H253ZM5 260V261H4ZM10 260V261H9ZM16 260V261H15ZM21 260V261H20ZM43 262H42V261ZM107 260V261H106ZM122 260V261H121ZM143 260V261H142ZM183 260V261H182ZM186 260V262H185ZM189 260V262H188ZM212 260V261H211ZM229 260V261H228ZM231 260V261H230ZM246 260V261H245ZM258 260V261H257ZM8 261V262H7ZM40 261V262H39ZM45 261V262H44ZM64 261V262H63ZM73 261V262H72ZM75 261V262H74ZM129 261V262H128ZM134 261V263H133ZM140 261V262H139ZM182 261V262H181ZM193 261V262H192ZM209 261V262H208ZM228 261V263H227ZM255 261V262H254ZM4 262V263H3ZM47 262V263H46ZM72 262V263H71ZM80 262V263H79ZM102 262V263H101ZM105 262V263H104ZM144 262V263H143ZM165 262V263H164ZM191 262V263H190ZM195 262V263H194ZM203 262V263H202ZM205 262V263H204ZM213 262V263H212ZM222 262V263H221ZM236 262V263H235ZM89 264V263H88ZM120 264V263H118ZM231 264V263H230Z\"/></svg>",
    "mask_w": 264,
    "mask_h": 264
},
{
    "label": "bare ground",
    "instance_id": "2",
    "mask_svg": "<svg viewBox=\"0 0 264 264\" xmlns=\"http://www.w3.org/2000/svg\"><path fill=\"white\" fill-rule=\"evenodd\" d=\"M52 2H53V0H51ZM55 1V0H54ZM65 1V0H64ZM85 1H87L88 2V0H85ZM93 1V0H92ZM95 2H92V3H96V0H94ZM98 1V0H97ZM107 1V0H106ZM125 1V0H124ZM127 1V0H126ZM125 1V2H126ZM129 1V0H128ZM140 1V0H139ZM141 1H143V0H141ZM146 1V0H145ZM150 1H152V0H150ZM154 2H155V0H153ZM182 0H178V2H181ZM205 1V0H204ZM27 2V1H26ZM49 2V1H48ZM47 2V3H48ZM78 2H80V1H78ZM84 2V1H83ZM103 2V1H102ZM110 2V1H109ZM108 1H107V4L109 3ZM118 2V1H117ZM121 2H123V1H121ZM131 2H132V4L134 3L135 4V2H138L137 0H131ZM153 2V3H154ZM176 2V1H175ZM182 2H185L186 4H189V3H187L188 1H186V0H184V1H182ZM197 2V1H196ZM200 1H198V3H199ZM211 2L213 3L212 4V12L216 15V16H214V17H218V19H221V20H223V21H225L227 24H231L232 26H234L235 27V29H240L239 31H241V30H247V29H251L252 30V28H256L257 29V27H261L262 28V26H264V0H211ZM0 3H1V1H0ZM59 3V2H58ZM115 3V2H114ZM128 3V2H127ZM142 3V2H141ZM141 3H139L141 6H142V4ZM150 3V2H149ZM152 3V4H153ZM160 3H161V1H160ZM163 3V2H162ZM11 4V3H10ZM51 4V3H50ZM54 4H56L55 2H54ZM81 4V3H80ZM100 4V3H99ZM98 4V5H99ZM102 4V3H101ZM117 4H119V3H117ZM121 4H123L124 5V3H121ZM121 4H119L120 6H121ZM144 4V3H143ZM164 4V3H163ZM173 4V3H172ZM176 4V3H175ZM181 4V3H180ZM183 4V6H184V3H182ZM200 4V3H199ZM204 4V3H203ZM208 4V3H207ZM60 5V4H59ZM84 5H85V2H84ZM126 5V4H125ZM128 6H129V4H127ZM131 5V4H130ZM147 5V4H146ZM156 5H158L157 7L158 8H161L162 6L160 5V7H159V4H156ZM194 5V4H193ZM198 5V4H197ZM202 5V4H201ZM205 5V4H204ZM47 6V5H46ZM51 6V5H50ZM54 6H56V5H54ZM58 6V5H57ZM79 6V5H78ZM97 6V5H96ZM138 6V5H137ZM137 6L135 7L136 9H137ZM148 6H150V4L148 5ZM153 6V5H152ZM151 6V7H152ZM154 6H155V4H154ZM165 6V5H164ZM163 6V7H164ZM173 6V5H172ZM176 6H177V4H176ZM210 6V5H209ZM11 7H13V10H14V12L15 13H19L20 14V16H22L23 18H24V21H23V23H21V24H19L20 26L18 27V28H16V27H14V29L15 30H13V32L12 33H7V34H3V35H0V70H3L4 69V73L7 75V77L9 78H11L12 79V81L10 82L8 79H6V80H2L1 82H0V101H1V105H0V196L2 197V198H5V197H8V198H11L10 200H12V202L10 203V205L8 204V206H6L5 204L7 203H4V202H2V201H0V227L1 228H3V230H4V232H1L0 231V247L1 246H6V247H12L13 249H15V251H19V248H20V246H19V244L20 243H25V241H22L23 239L25 240V239H27L29 242H30V244L31 243H34V244H36V245H44V246H48V245H50V244H52L53 242H55V239H54V237L50 234V233H45V234H42L41 235V227H43V229H44V227H51V223H52V221H56V220H52L53 218H49V219H45V218H47V216H46V214L48 213L47 211H48V208H46L47 210H46V214H44L45 215V218L43 217L44 215L43 214H41V210L39 211V209H42L43 207H41V208H39V206L38 205H40L41 206V204L39 203L38 205L36 204V202H37V200H44V201H46L50 206H53L54 208H56L57 210H59V212H63L62 211V205H61V203L60 202H57V201H55V197H54V199L52 198V196H55V195H53V193L54 192H56L57 190H61V189H59L60 187H58V184H57V181L59 182L60 180H57V179H59L60 177H58L57 179H56V176H55V174H53V176H52V173H51V175H49L48 173H44V172H41L42 170H41V167L39 166L38 168L37 167H34V165H31V163H30V161H29V159L31 158L30 156H28L29 154H31L32 152V154H35V156H37V155H39V151L40 150H42V149H38L39 147H40V143L41 142H39V139L37 138V137H35L34 135V133H35V131L37 130L38 131V129H39V131H43V133L45 134V135H43V136H46V139H47V141H48V143L49 144H52L51 146L52 147H48V150L46 151V154H47V156H48V158L49 159H51L50 160V164L53 166V168L55 169V170H58V171H60V172H62V173H64L65 172V168L67 167V166H69V165H66V164H70L71 162L70 161H67V158H68V155H74L76 152H77V148H74V147H70V146H67L68 144H64L63 143V137H62V135L61 134H64V133H62L61 131H64V132H68V130H71V131H73V129H74V127H73V124H71V122H70V116H69V118H68V116L66 117L62 112H61V109L62 108H66V107H69V104H71V103H69V101H68V99H66V98H64V97H62L63 95L62 94H57L55 91H48V92H44L42 89H39L38 87H35V85H39L40 83H41V80H39V79H41L42 78V75H41V73H42V71H43V69H44V67H45V63H46V61H47V58H48V56H47V54L45 53V51H47V49L45 48V46L47 45L46 44V42H44L43 40H42V38H40L38 35H37V31L41 28L42 29V27H41V25H40V23L38 22L39 20H41L40 18L42 17V15H41V12H42V8H40V6L38 5V4H35V5H33V7L31 8V9H29L28 11H26V12H22V13H20V12H18L19 11V7H20V5H16V3H14L13 5L11 4ZM22 7V6H21ZM62 7V6H61ZM94 7V6H93ZM106 7V6H105ZM125 7V6H124ZM131 7V6H130ZM129 7V8H130ZM143 7H145V5L143 6ZM170 7H171V4H170ZM181 7V6H180ZM187 7V6H186ZM191 7H193V6H191ZM195 7H196V5H195ZM200 7V6H199ZM24 8V7H23ZM70 8V7H69ZM82 8V7H81ZM91 8V7H90ZM100 8V7H99ZM111 8V7H110ZM110 8H108L107 10L109 11V9ZM122 8V7H121ZM133 8V7H132ZM156 8V7H155ZM155 8H154V10H155ZM172 8V7H171ZM171 8L170 9H168V10H171ZM175 8H177V7H175ZM181 8H183V7H181ZM180 8V9H181ZM188 8V7H187ZM187 8H185V10L187 9ZM203 8V7H202ZM207 8V7H206ZM209 8V7H208ZM46 9H48V8H46ZM53 9V8H52ZM76 9V8H75ZM83 9V8H82ZM88 9H89V7H88ZM95 9V8H94ZM97 9H98V7H97ZM101 9H102V7H101ZM125 9V8H124ZM138 9H139V7H138ZM143 9V8H142ZM145 9V8H144ZM149 9H150V7H149ZM152 10H153V8H151ZM165 9V8H164ZM173 9H174V6H173ZM172 9V10H173ZM178 9V8H177ZM180 9H178V12L180 11ZM190 9V8H189ZM197 9H199V13H200V8H197ZM197 9H196V11H197ZM210 9V8H209ZM49 10V9H48ZM86 10V9H85ZM84 10V11H85ZM111 10V9H110ZM117 9H115V11H116ZM123 9H121V11H122ZM127 10V9H126ZM131 10V9H130ZM133 10V9H132ZM141 10V9H140ZM159 10V9H158ZM161 10H163V9H161ZM168 10H167V12H168ZM184 10V8H183V10L182 11H185ZM190 10H194V9H190ZM204 10V9H203ZM208 10V9H207ZM206 10V11H207ZM69 11V10H68ZM83 11V10H82ZM83 11V12H84ZM106 11V10H105ZM112 11H113V9H112ZM137 11V10H136ZM139 11V10H138ZM143 11H145V10H143ZM174 11V10H173ZM181 11V12H182ZM88 12V11H87ZM95 12V11H94ZM100 12V11H99ZM99 12H97V13H99ZM107 12V11H106ZM129 12V11H128ZM133 12V11H132ZM131 12V13H132ZM154 12V11H153ZM156 12H158L159 13V11H157V9H156ZM164 12V14H165V10L163 11ZM171 12V11H170ZM193 12V11H192ZM198 12V11H197ZM205 12V11H204ZM15 13H13V14H15ZM65 13V12H64ZM69 13V12H68ZM74 13H75V11H74ZM77 13H79V12H77ZM85 13V12H84ZM105 13V12H104ZM113 13V12H112ZM115 13H119V15H120V11L119 12H115ZM123 13V12H122ZM140 13V11L138 12V14ZM142 13V12H141ZM140 13V14H141ZM147 13V12H146ZM82 14V13H81ZM87 14V17H88V13H86ZM90 14V13H89ZM93 14H95V13H93ZM92 14V15H93ZM109 14V13H108ZM135 14V13H134ZM151 15H150V17H152V13H150ZM163 14V13H162ZM198 14V13H197ZM65 15V14H64ZM79 15V14H78ZM83 16H84V14H82ZM101 15V14H100ZM104 15H106L107 16V14L105 13ZM114 15V14H113ZM136 15V14H135ZM153 15H158L159 16V14H154L153 13ZM171 15V14H170ZM176 15V14H175ZM182 15V14H181ZM184 15H186V14H184ZM77 16V15H76ZM86 16V15H85ZM85 16H84V18H85ZM90 16H91V14H90ZM138 16V15H137ZM140 16H142V15H140ZM183 16V15H182ZM181 16V17H182ZM186 16H188V15H186ZM186 16H184L185 18H186ZM193 16V15H192ZM212 16V15H211ZM60 17V16H59ZM73 17V16H72ZM96 17V16H95ZM101 17V16H100ZM109 17V16H108ZM107 17V18H108ZM112 17V16H111ZM118 17V16H117ZM121 17H122V14H121ZM121 17H120V19H121ZM145 17H146V15H145ZM154 17V16H153ZM164 17V16H163ZM166 17H168V16H166ZM171 17V16H170ZM180 17V16H179ZM178 17V18H179ZM180 17V18H181ZM190 17V16H189ZM207 17V16H206ZM213 17V18H214ZM55 18V17H54ZM89 18V17H88ZM97 18H99L98 16L96 17V19ZM110 18V17H109ZM119 18V17H118ZM117 18V19H118ZM127 18V17H126ZM133 18V17H132ZM137 18H139V17H137ZM141 18V17H140ZM139 18V19H140ZM148 18V21H150L149 20V17H147ZM146 18V19H147ZM154 18H156V16L154 17ZM159 18V17H158ZM158 18H156V19H158ZM174 17H172V19H173ZM179 18V19H180ZM193 18V17H192ZM200 18V17H199ZM198 18V16H197V18L196 19H199ZM203 18L204 17H202V20H203ZM209 18H210V16H209ZM71 19V18H70ZM114 19H116V18H114ZM113 19V20H114ZM116 19V20H117ZM143 19H144V16H143ZM142 19V20H143ZM145 19V20H146ZM153 19V18H152ZM152 19H151V21H152ZM161 19H162V17H161ZM165 19V18H164ZM175 19V18H174ZM183 19V18H182ZM186 19H188V18H186ZM186 19H184L183 21H182V25H184V28L186 29L187 28V30L186 31H188V27L186 26L185 27V24H186V22H185V20ZM189 19H191V17L189 18ZM195 18H193V20H194ZM214 19H217V18H214ZM43 20V19H42ZM81 20V19H80ZM89 20V19H88ZM92 20V19H91ZM94 20V19H93ZM102 20V19H101ZM109 20V19H108ZM135 20V19H134ZM141 20V19H140ZM155 20V19H154ZM159 20V19H158ZM157 20V21H158ZM168 19H166V21H167ZM170 20V19H169ZM176 20V19H175ZM192 20V19H191ZM206 20H208L207 18H206ZM206 20H205V22H206ZM48 21V20H47ZM55 21V20H54ZM58 21V20H57ZM85 21V20H84ZM86 21H87V18H86ZM90 21V20H89ZM111 21V20H110ZM115 21V20H114ZM121 21V20H120ZM124 21H126V20H124ZM131 21H133L132 19H130V22ZM138 22V20H135L134 21V23L135 22ZM147 21V22H148ZM187 21V20H186ZM195 21V20H194ZM204 21V20H203ZM212 21V20H211ZM214 21V20H213ZM218 21V20H217ZM222 21V22H223ZM3 22H4V20L3 19H1L0 18V30H1V33L2 32H4L5 30H11L10 28H9V26H7V25H1V24H3ZM6 22H8V21H6ZM27 22V23H26ZM56 22V21H55ZM61 22V21H60ZM65 22V21H64ZM82 22V21H81ZM109 22V21H108ZM142 22V21H141ZM144 22V21H143ZM154 22V21H153ZM156 22V21H155ZM158 22H160V21H158ZM173 22H175V21H173ZM177 22H179V21H177ZM177 22H176V24H177ZM190 22V21H189ZM199 22V21H198ZM197 22V23H198ZM202 22V21H201ZM204 22V23H205ZM224 22V23H225ZM26 23V24H25ZM58 23V22H57ZM100 23V22H99ZM98 23V24H99ZM101 23H102V21H101ZM110 23V22H109ZM119 23V22H118ZM129 23V22H128ZM146 23V22H145ZM149 23V22H148ZM193 23V22H192ZM217 23V22H216ZM224 23H223V25H224ZM47 24H49V23H47ZM61 24V23H60ZM97 24V25H98ZM103 24V23H102ZM110 24H113V22H111ZM110 24H109V27H110ZM116 24H117V22H116ZM127 24V23H126ZM126 24L125 25H123V26H125V29H128L127 27H126ZM135 24H137V23H135ZM141 24H143V23H141ZM155 24V23H154ZM153 24V25H154ZM165 23H163V25H164ZM175 24V25H176ZM195 24V23H194ZM199 24H201V23H199ZM199 24L197 25V26H199ZM206 24V23H205ZM211 24V23H210ZM209 24V25H210ZM221 24V23H220ZM55 25V24H54ZM58 25H59V23H58ZM80 25V24H79ZM78 25V26H79ZM86 25V24H85ZM96 25V24H95ZM94 24H93V26H95ZM114 25H115V23H114ZM113 25V26H114ZM117 25H120V24H117ZM129 25H131V24H129ZM133 25V24H132ZM139 25V24H138ZM145 25V24H144ZM148 25V24H147ZM147 25H145V26H147ZM158 25V24H157ZM165 25H167V24H165ZM178 25V27H179V24H177ZM176 25V26H177ZM217 25V24H216ZM56 26H57V24H56ZM70 26V25H69ZM77 26V27H78ZM89 26H90V24H89ZM105 26V25H104ZM107 26H108V23H107ZM106 26V27H107ZM140 26V25H139ZM143 26V25H142ZM151 26V25H150ZM149 26V30H150V28L152 27H150ZM155 26V25H154ZM154 26H153V29H154ZM160 26H162V24L160 25ZM169 26V25H168ZM171 26V25H170ZM181 26V25H180ZM201 27L203 26V25H200ZM218 26V25H217ZM221 26V25H220ZM225 26V25H224ZM224 26L222 27V28H224ZM80 27V26H79ZM100 28H101V26H99ZM117 27V26H116ZM120 27V26H119ZM119 27H117V28H119ZM122 27V26H121ZM120 27V28H121ZM134 28H136L135 26H133ZM138 27V26H137ZM144 27V26H143ZM158 27V26H157ZM183 27V26H182ZM226 27V26H225ZM228 27V26H227ZM45 28V27H44ZM48 27H46V29H47ZM58 28V27H57ZM61 28V27H60ZM84 28V27H83ZM82 28V29H83ZM92 28H94V27H92ZM96 28V27H95ZM105 28V27H104ZM116 28V29H117ZM139 28H141V26L139 27ZM145 29H146V27H144ZM148 28V27H147ZM165 28H166V26H165ZM164 28V29H165ZM168 28H170V27H168ZM180 28V27H179ZM178 28V29H179ZM184 28H183V30H184ZM216 28V27H215ZM228 28H230L231 29V27H228ZM260 28V29H261ZM46 29L44 30V31H46ZM82 29H80V30H82ZM85 29V28H84ZM88 29V28H87ZM90 29V28H89ZM112 29H113V27H112ZM123 29H124V27H123ZM131 29V28H130ZM138 29V28H137ZM152 29V30H153ZM157 29V28H156ZM160 29H161V27H160ZM159 29V30H160ZM210 29V28H209ZM208 29V30H209ZM212 29H213V27H212ZM217 30L218 29H220V28H216ZM226 29V28H225ZM255 29V30H256ZM259 29V28H258ZM50 30V29H49ZM48 30V31H49ZM71 30V29H70ZM70 30L68 31L69 33H71L70 32ZM98 30H101V29H98ZM98 30H96V31H98ZM104 30V29H103ZM106 30V29H105ZM120 30V29H119ZM133 30V29H132ZM131 30V31H132ZM135 30V29H134ZM133 30V31H134ZM139 30V29H138ZM141 30V29H140ZM152 30H150L151 32H152ZM167 30V29H166ZM175 30H177V28L175 29ZM175 30H174V28L171 30V28L169 29V31L167 30V32H169V33H167V34H169V43L168 44H170L172 47L171 48H173V50L175 49V50H177V51H179L177 48L178 47H181V49H184V48H182V45L181 44H183L184 42L183 41H180V38H179V35H180V30H182V28H180V30H178V33H179V35H178V33H176L175 32ZM201 30H202V28H201ZM204 30H205V28H204ZM227 30V29H226ZM226 30H224V31H226ZM233 30V29H232ZM232 30H231V32H232ZM51 31V30H50ZM79 31V30H78ZM83 31V30H82ZM81 31V32H82ZM109 31V30H108ZM123 31V30H122ZM126 31V30H125ZM136 31V30H135ZM134 31V32H135ZM143 31H144V29H143ZM146 31V30H145ZM189 31L190 32H192V31H195L196 32V30H190L189 29ZM198 31H200V30H198ZM197 31V32H198ZM211 31V30H210ZM209 31V32H210ZM222 31V30H221ZM260 31V30H259ZM7 32V31H6ZM52 32V34L54 33L53 32V30L51 31ZM50 32V33H51ZM57 32V31H56ZM55 32V33H56ZM85 32H86V29H85ZM99 32V31H98ZM114 32V31H113ZM119 32V31H118ZM130 32V31H129ZM149 32V31H148ZM147 32V34H146V32H144L146 35H151L150 34V32L148 33ZM163 32V31H162ZM208 32V33H209ZM213 32V31H212ZM217 32H219V31H217ZM230 32V33H231ZM238 32V31H237ZM248 32V31H247ZM256 32V31H255ZM263 32V31H262ZM43 33V32H42ZM55 33L53 34V35H55ZM65 33H66V31H65ZM69 33H67V34H69ZM112 33V32H111ZM116 33V32H115ZM122 33V32H121ZM153 33H155L154 31H153ZM161 33V32H160ZM183 33V35H181V36H184V34L186 33L185 32V30H184V32H182ZM194 33V32H193ZM199 33V36H201L200 35V32H198ZM197 33V34H198ZM202 33H204V32H202ZM221 33V32H220ZM240 33H242V32H240ZM249 34H250V32H248ZM257 33H258V31H257ZM261 33V32H260ZM44 34V33H43ZM52 34H51V36H52ZM73 34V33H72ZM98 34V33H97ZM126 34V33H125ZM136 34H138V33H136ZM142 34V33H141ZM140 34V36L142 37V35ZM162 35L161 36H159L160 38H158L157 39V37H156V45H157V47H158V49L159 50H161V49H165L164 50V52L166 51V47H168V45L165 43V42H163V38L165 37L164 36V34L163 33H161ZM187 34H188V32H187ZM190 35H191V33H189ZM188 34V35H189ZM197 34L195 35V36H197ZM205 34H207L206 32H205ZM214 34H216L217 35V33H214ZM222 34H224V33H222ZM221 34V35H222ZM236 34V33H235ZM244 34H245V32H244ZM243 34V35H244ZM60 35V34H59ZM70 35V34H69ZM74 35V34H73ZM101 35V34H100ZM107 35V34H106ZM109 35H111V34H109ZM132 35V34H131ZM145 35V36H146ZM149 35H148V37H149ZM158 35V34H157ZM194 35V34H193ZM208 35V34H207ZM207 35H203V37L204 36H207ZM221 35L219 34L218 35V37L220 36L221 37ZM231 35H232V33H231ZM238 35H239V33H238ZM257 35V34H256ZM260 35H262V34H260ZM56 36V35H55ZM61 36V35H60ZM72 36V35H71ZM117 36V35H116ZM153 37H154V35H152ZM151 36V37H152ZM156 36V35H155ZM164 36V37H163ZM180 36V37H181ZM210 36L212 37V34L210 33ZM210 36H209V38H210ZM215 36V35H214ZM223 36V35H222ZM246 36V35H245ZM248 36V35H247ZM258 36V35H257ZM59 37V36H58ZM63 37V36H62ZM73 37V36H72ZM80 37H82V36H80ZM83 37H84V35H83ZM85 37H87V36H85ZM90 37V36H89ZM98 37V36H97ZM96 37V38H97ZM112 37H114V36H112ZM128 37H130L129 35H128ZM136 37V36H135ZM189 37V36H188ZM217 37V36H216ZM232 37V36H231ZM44 38V37H43ZM57 38V37H56ZM65 38V37H64ZM67 38V37H66ZM76 38V37H75ZM74 38V39H75ZM101 38V37H100ZM115 38V37H114ZM147 38V37H146ZM201 38V37H200ZM229 38V37H228ZM233 38V37H232ZM236 38H238V37H236ZM243 38L244 37H242L241 39L243 40ZM245 38H247V37H245ZM261 38H263V37H261ZM45 39V38H44ZM47 39V38H46ZM73 39V40H74ZM95 39V38H94ZM148 39H151V38H148ZM154 39V38H153ZM182 39H184V37L182 38ZM187 39V38H186ZM189 39V38H188ZM187 39V40H188ZM197 39V38H196ZM206 39V38H205ZM208 39V38H207ZM214 40H215V38H213ZM220 39H222V38H220ZM230 39V38H229ZM64 40V39H63ZM76 40H78V39H76ZM80 40V39H79ZM78 40V41H79ZM90 40V39H89ZM120 40V39H119ZM129 40V39H128ZM139 40H141V39H139ZM145 40V39H144ZM191 40V39H190ZM237 40H239V39H237ZM245 40V39H244ZM262 40V39H261ZM55 40L52 38V39H50L49 41H48V44L49 45H51V43H53ZM57 41V40H56ZM116 41V40H115ZM125 41V40H124ZM135 41V40H134ZM142 41H143V39H142ZM149 41V40H148ZM152 41V40H151ZM61 42V41H60ZM63 42V41H62ZM80 42H82V44L84 45V46H88V44H87V42H89V41H87L86 39H84V38H82V40H80ZM94 42V41H93ZM107 42V41H106ZM105 42V43H106ZM111 42V41H110ZM118 42V41H117ZM131 42V41H130ZM133 42V41H132ZM145 42V41H144ZM218 42V41H217ZM236 42V41H235ZM58 43V42H57ZM72 43H74V42H72ZM77 43V42H76ZM120 43V42H119ZM125 43V42H124ZM136 43V42H135ZM147 43H149V42H147ZM187 43H188V41H187ZM205 44L204 45H206V42H204ZM210 43V42H209ZM213 43V42H212ZM231 43H232V41H231ZM246 43V42H245ZM68 44V43H67ZM111 44V43H110ZM117 44V43H116ZM131 44V43H130ZM129 44V45H130ZM151 43H149V45H150ZM184 44H186V42L184 43ZM195 44V46L197 45L196 43H194ZM202 44H203V42H202ZM211 44V43H210ZM222 44H224L223 42H219L217 45H219V48L221 47L222 48ZM230 44V43H229ZM250 44V43H249ZM252 44V43H251ZM256 44V43H255ZM264 43H261V46L263 45ZM80 45H81V43H80ZM143 45H144V43H143ZM153 45V44H152ZM200 45V44H199ZM204 45L202 46L203 48H204ZM232 45V44H231ZM247 45V44H246ZM246 45H245V47H246ZM258 45V44H257ZM256 45V46H257ZM97 46V45H96ZM107 46V45H106ZM122 46V45H121ZM123 46H125V44L123 45ZM122 46V47H123ZM184 46V45H183ZM194 46V45H193ZM192 46V47H193ZM227 46V45H226ZM230 46V45H229ZM254 46V45H253ZM77 47V46H76ZM119 47V46H118ZM140 47V46H139ZM142 47V46H141ZM161 49H160V48ZM185 47V46H184ZM188 47V46H187ZM190 48H191V44H190V46H189ZM197 47V46H196ZM196 47L194 48L195 50H196ZM199 48H200V46H198ZM206 47H208V45L206 46ZM205 47V48H206ZM214 47H216V46H214ZM252 47V46H251ZM71 48V47H70ZM116 48V47H115ZM146 48V47H145ZM170 47H168V49H169ZM190 48H187V49H190ZM204 48V49H205ZM209 48H213V45H212V47L210 46ZM209 48H207V49H209ZM216 48H218V47H216ZM215 48V49H216ZM225 48V47H224ZM107 49V48H106ZM110 49H112L113 51H114V49L113 48H110ZM110 49H108V51L110 50ZM119 49V48H118ZM117 49V50H118ZM131 49V48H130ZM134 49V48H133ZM136 49V48H135ZM191 49H193V48H191ZM190 49V50H191ZM193 49V50H194ZM201 49V48H200ZM236 49H238V48H236ZM240 49V48H239ZM257 49V48H256ZM259 49V48H258ZM263 49H264V46H263ZM51 50V49H50ZM64 50H66V49H64ZM71 50V49H70ZM101 50V49H100ZM103 50H104V48H103ZM116 50V49H115ZM120 50H121V48H120ZM125 50V49H124ZM123 50V51H124ZM143 50V49H142ZM148 50V49H147ZM157 50V49H156ZM195 50H194V52H195ZM198 50V49H197ZM202 50V49H201ZM212 50H214V49H212ZM211 50V51H212ZM217 50V49H216ZM241 50H244V49H241ZM248 50V49H247ZM247 50L246 51H243V53H242V56H244V58H248L249 57V54H247L248 52H247ZM77 51V50H76ZM92 51V50H91ZM94 51V50H93ZM92 51V52H93ZM95 51H97L98 53L96 54V55H98L99 54V51L98 50H96L95 49ZM107 51V52H108ZM150 51V50H149ZM170 51V50H169ZM186 51V50H185ZM249 51H250V49H249ZM254 51V50H253ZM253 51H252V55L254 56L255 55V52H254V54H253ZM68 52V51H67ZM107 52H106V54H107ZM109 52H112V51H109ZM121 52V51H120ZM160 52V51H159ZM163 52V53H164ZM167 52V51H166ZM171 52V51H170ZM180 52V51H179ZM213 52V51H212ZM216 52V51H215ZM233 52V51H232ZM240 52V51H239ZM52 53H55V52H52ZM91 53V52H90ZM117 53H118V51H117ZM122 53H124V52H122ZM143 53H144V51H143ZM156 53H157V51H156ZM168 54H170L169 52H167ZM167 53H164L165 55L167 54ZM173 53V52H172ZM186 53V52H185ZM189 53V52H188ZM188 53H187V55H188ZM201 53V52H200ZM263 53H264V50H263ZM76 54V53H75ZM82 54V53H81ZM93 54V53H92ZM104 54V53H103ZM102 54V55H103ZM113 54V53H112ZM137 54V53H136ZM158 54V53H157ZM160 55L162 54V51L159 53ZM163 54V55H164ZM167 54V55H168ZM174 54V53H173ZM178 54V53H177ZM182 54H184V53H181V55ZM192 54V53H191ZM222 54V53H221ZM220 54V55H221ZM250 54V55H251ZM51 55V54H50ZM54 55V54H53ZM65 55V54H64ZM63 55V56H64ZM73 55V54H72ZM77 55V54H76ZM79 55L80 54H78V58H79ZM118 55H120V54H118ZM124 55V54H123ZM144 55V54H143ZM162 55V56H163ZM164 55V56H165ZM166 55V56H167ZM178 55H180V53L178 54ZM195 55H197V54H195ZM240 55V54H239ZM251 55V56H252ZM257 55H259V52H258V54ZM261 55V54H260ZM264 55V54H263ZM95 56V55H94ZM125 56V55H124ZM123 56V57H124ZM145 56V55H144ZM149 56H151V55H149ZM174 56H176V53H175V55ZM183 56V55H182ZM185 56V55H184ZM188 56H190L191 57V55L189 54ZM187 56V57H188ZM192 56H193V54H192ZM198 56H200L199 54H198ZM216 56V55H215ZM228 56V55H227ZM242 56H241V58H242ZM74 57H75V55L74 56H72L71 57V59L68 61L69 63L68 64H66V65H64V67L63 68H70V67H73V64L74 63H77L76 61H78V60H76V61H74ZM77 57V56H76ZM81 57H84V55L83 56H81ZM93 57V56H92ZM96 57V56H95ZM105 57V56H104ZM113 57V56H112ZM120 57H122L121 55H120ZM129 57V56H128ZM146 57H148L147 55H146ZM170 57H172L171 56V54H170ZM169 57V58H170ZM178 57V59H179V57L180 56H177ZM194 57V56H193ZM201 57H203V58H205V59H210V58H214V56L212 55V54H210V53H205L204 55H202ZM229 57V56H228ZM240 57V56H239ZM60 58V57H59ZM87 58V57H86ZM90 58V57H89ZM88 58V59H89ZM97 58V57H96ZM98 58H99V56H98ZM145 58V57H144ZM162 58H165V57H161V59ZM168 58V59H169ZM198 58H200V57H198ZM197 58V59H198ZM255 58V57H254ZM253 58V59H254ZM261 59H262V56L260 57ZM66 59V58H65ZM77 59V58H76ZM93 59V58H92ZM95 59V58H94ZM101 59H102V57H101ZM109 59V58H108ZM111 59V58H110ZM113 59V58H112ZM128 59V58H127ZM146 59V58H145ZM172 59H173V57H172ZM172 59H170V60H172ZM175 60L177 59L176 57L174 58ZM188 59V58H187ZM192 59H196V58H192ZM196 59V60H197ZM216 59H218V58H216ZM235 59V58H234ZM233 59V60H234ZM243 59V58H242ZM242 59H240V60H242ZM253 59H251V60H253ZM255 59H257V58H255ZM67 60V59H66ZM120 60V59H119ZM147 60V59H146ZM150 60V59H149ZM148 60V61H149ZM154 60V59H153ZM165 60L167 61V59L165 58ZM186 60V59H185ZM200 60H201V58H200ZM211 60V59H210ZM219 60V59H218ZM228 60V59H227ZM243 60H246V59H243ZM10 62V63H12L11 65H9V67H8V65L6 66L5 64H4V62ZM54 61V60H53ZM83 61H84V63H85V60H84V58H83ZM83 61H80L79 60V62H82L83 63ZM94 60H92L91 62H93ZM96 61V60H95ZM99 61V60H98ZM143 61V60H142ZM159 61V60H158ZM162 61V60H161ZM174 61V60H173ZM181 61V60H180ZM179 61V62H180ZM184 61V60H183ZM182 61V62H183ZM191 61V60H190ZM202 61V60H201ZM204 62H205V60H203ZM229 61V60H228ZM231 61H232V59H231ZM90 62V63H91ZM100 62V61H99ZM118 62V61H117ZM131 62V61H130ZM153 62V61H152ZM163 62V61H162ZM172 62V61H171ZM177 62V61H176ZM189 62V61H188ZM194 62V61H193ZM196 62V61H195ZM194 62V63H195ZM197 62H198V60H197ZM211 62V61H210ZM222 62V61H221ZM223 62H225V61H223ZM81 63V64H82ZM87 63V62H86ZM96 63V62H95ZM103 63H105V62H103ZM132 63V62H131ZM158 63V62H157ZM164 63V62H163ZM162 63V64H163ZM167 63H169V62H167ZM167 63H166V65H167ZM172 63H174V62H172ZM203 63V62H202ZM213 63V62H212ZM232 63V62H231ZM236 63V62H235ZM237 63H239L238 61H237ZM241 63V62H240ZM243 63V62H242ZM80 64V63H79ZM78 64V65H79ZM88 64V63H87ZM106 64V63H105ZM116 64V63H115ZM120 64V63H119ZM122 64H124V63H122ZM155 64V63H154ZM165 64V63H164ZM179 64V63H178ZM177 64V65H178ZM184 65H185V62L183 63ZM182 64V65H183ZM193 64V63H192ZM214 64V63H213ZM249 64V63H248ZM47 65H48V63H47ZM55 65V64H54ZM61 65V64H60ZM71 65V66H70ZM146 65V64H145ZM159 65H161V64H159ZM170 65H171V63H170ZM188 65H190L189 63H188ZM196 64H193V66H195ZM204 65H206V62H205V64ZM210 65V63L208 64V66ZM220 65V64H219ZM233 65V64H232ZM6 66V67H5ZM53 66V65H52ZM57 66V65H56ZM55 66V67H56ZM114 66V65H113ZM128 66V65H127ZM163 66V65H162ZM174 66V65H173ZM181 66V65H180ZM179 66V67H180ZM192 66V65H191ZM191 66H189V67H191ZM218 66V65H217ZM217 66H216V69H217ZM47 67V66H46ZM85 67V66H84ZM91 67V66H90ZM93 67V66H92ZM98 67V66H97ZM96 67V68H97ZM107 67H109V65L107 66ZM107 67H106V69H107ZM117 67V66H116ZM119 67V66H118ZM152 67V66H151ZM165 67V66H164ZM198 67H199V65H198ZM203 67H205V66H203ZM215 67V66H214ZM224 67V66H223ZM61 68V67H60ZM81 68H82V66H81ZM147 68V67H146ZM145 68V69H146ZM166 68V67H165ZM195 68V67H194ZM48 69H50V68H48ZM58 69V68H57ZM76 69V68H75ZM91 69V68H90ZM109 69V68H108ZM119 69H120V67H119ZM125 69V68H124ZM174 69L175 68H173L172 69V71H174ZM180 69V68H179ZM183 69V68H182ZM199 69V68H198ZM255 69V68H254ZM61 70H63V69H61ZM69 70V69H68ZM92 70V69H91ZM105 70V69H104ZM114 70V69H113ZM136 70V69H135ZM147 70V69H146ZM166 70H167V72H168V80H169V83H170V86L173 88V90L172 91H174V94H176L177 92L178 93H180V85H179V82L180 81H177V79H176V77H179V75L181 76L182 74H179V73H177V74H179L178 76H175V78L172 76V75H174V74H176V73H174V74H172L171 72V69L169 70L168 69V67L166 68ZM189 70L191 71V69L189 68ZM195 70V69H194ZM204 70V69H203ZM57 71V70H56ZM64 71V70H63ZM81 71V70H80ZM97 71V70H96ZM118 71V70H117ZM145 71V70H144ZM158 71V70H157ZM183 71V70H182ZM185 71V70H184ZM200 71V70H199ZM2 72V71H1ZM62 72V71H61ZM77 72V71H76ZM98 72H100V71H98ZM97 72V73H98ZM137 72V71H136ZM135 72V73H136ZM148 72H149V70H148ZM175 72V71H174ZM180 72V71H179ZM198 72V71H197ZM196 72V73H197ZM67 73V72H66ZM80 73V72H79ZM78 73V74H79ZM101 73V72H100ZM107 73V72H106ZM109 73H110V70H109ZM152 73V72H151ZM181 73H185V72H181ZM192 73V72H191ZM195 73V72H194ZM193 73V74H194ZM47 74V73H46ZM76 74V73H75ZM96 74V73H95ZM102 74V73H101ZM126 73H124V75H125ZM130 74V73H129ZM146 74V73H145ZM190 74V73H189ZM257 74V73H256ZM73 75V74H72ZM77 75V74H76ZM121 75H122V73H121ZM141 75V74H140ZM153 75V74H152ZM191 75V74H190ZM195 75V74H194ZM200 75V74H199ZM63 76V75H62ZM65 76V75H64ZM106 76V75H105ZM166 76V75H165ZM189 76V75H188ZM193 76V75H192ZM72 77V76H71ZM94 77V76H93ZM93 77H91V78H93ZM119 77V76H118ZM124 77V76H123ZM126 77V76H125ZM134 77V76H133ZM140 77V76H139ZM153 77H155V76H153ZM157 77V76H156ZM162 77V76H161ZM182 77H185V76H182ZM182 77L181 78H178L179 80L181 79V80H183L182 79ZM193 77H195V76H193ZM44 78V77H43ZM82 78V77H81ZM96 78V77H95ZM100 78V77H99ZM135 78H137V77H135ZM158 78V77H157ZM186 78V77H185ZM198 78H199V76H198ZM197 78V79H198ZM45 79V78H44ZM88 79V78H87ZM119 79V78H118ZM128 79H129V77H128ZM155 79V78H154ZM189 78H187V80H188ZM192 79V78H191ZM191 79H189V80H191ZM259 79V78H258ZM54 81L52 82V84H55V82L57 81H55V79H53ZM63 80V79H62ZM80 80V79H79ZM100 80V79H99ZM114 80H116V79H114ZM114 80L112 81V82H114ZM157 80H159V78L157 79ZM165 80V79H164ZM167 80V81H168ZM189 80H188V82H189ZM45 81V80H44ZM61 81V80H60ZM85 81V80H84ZM123 81V80H122ZM129 81V80H128ZM138 81H140V79L138 80L137 79V81L136 82H138ZM150 81H152V79L150 80ZM156 81V80H155ZM153 82L155 85L157 84L156 82ZM184 81V80H183ZM192 81V80H191ZM190 81V82H191ZM194 81V80H193ZM196 81V80H195ZM58 82V81H57ZM62 82V81H61ZM78 82V81H77ZM76 82V83H77ZM95 82V81H94ZM112 82H111V84H112ZM162 82V81H161ZM189 82V83H190ZM245 82V81H244ZM75 83V84H76ZM89 83V82H88ZM103 83V82H102ZM115 83V82H114ZM122 83V82H121ZM126 83V82H125ZM128 83V82H127ZM131 83V82H130ZM129 83V84H130ZM188 83V84H189ZM65 84V83H64ZM100 84V83H99ZM120 84V83H119ZM180 84H182V83H180ZM188 84H185V86L186 85H188ZM191 84V83H190ZM189 84V85H190ZM241 84V83H240ZM57 85V84H56ZM60 85V84H59ZM95 85H97V84H95ZM148 85V84H147ZM146 84L144 85V86H147ZM254 85V84H253ZM68 86V85H67ZM75 86V85H74ZM123 86V85H122ZM135 86V85H134ZM143 86V85H142ZM151 86V85H150ZM180 86V87H179ZM184 85H182V87H183ZM239 86H241V85H239ZM246 86V85H245ZM52 87H53V85H52ZM63 87V86H62ZM61 87V88H62ZM73 87V86H72ZM114 87H116V86H114ZM136 87V86H135ZM134 87V88H135ZM149 87V86H148ZM181 87V88H182ZM237 87V86H236ZM244 87V86H243ZM123 88V87H122ZM128 88H130V86L128 87ZM127 88V89H128ZM132 88V87H131ZM167 88V87H166ZM186 88H188V86H186ZM185 88V89H186ZM60 89V88H59ZM63 89V88H62ZM109 89V88H108ZM114 89V88H113ZM118 89H119V86H118ZM157 89V88H156ZM159 89V88H158ZM157 89V90H158ZM184 88H182V90H183ZM184 89V90H185ZM190 89V88H189ZM243 89V88H242ZM64 90V89H63ZM69 90V89H68ZM136 90V89H135ZM138 90V89H137ZM141 90V89H140ZM160 90V89H159ZM167 90V89H166ZM183 90V91H184ZM87 91H89V90H87ZM92 91V90H91ZM108 91V90H107ZM114 91V90H113ZM117 91V90H116ZM119 91V90H118ZM121 91V90H120ZM134 91V90H133ZM165 91V90H164ZM163 91V92H164ZM175 91H176V93H175ZM246 91V92H245ZM51 92V93H50ZM67 92H69V91H67ZM85 92V91H84ZM103 92V91H102ZM105 92V91H104ZM103 92V93H104ZM124 92H126V90L124 91ZM185 92V91H184ZM243 92V91H242ZM70 93V92H69ZM72 93V92H71ZM89 93V92H88ZM142 93V92H141ZM238 93V92H237ZM247 93V89H245L244 88V94L248 97V94H246ZM53 94H56V95H53ZM66 94V93H65ZM74 94V93H73ZM98 94V93H97ZM100 94H102V93H100ZM118 94V93H117ZM120 94V93H119ZM124 94V93H123ZM134 94V93H133ZM137 94V93H136ZM150 94V93H149ZM155 94V93H154ZM153 94V95H154ZM161 94V93H160ZM170 94V93H169ZM183 94H185V93H183ZM187 94V93H186ZM218 94V93H217ZM76 95V94H75ZM74 95V96H75ZM113 95V94H112ZM139 95V94H138ZM177 95V94H176ZM231 95V94H230ZM240 95V94H239ZM68 96V95H67ZM105 96H107V94L105 95ZM109 96V95H108ZM110 96H111V93H110ZM109 96V97H110ZM114 96H116V95H114ZM119 98H122V96L120 97L119 95H117ZM117 96H116V98H117ZM128 96V95H127ZM132 96V95H131ZM162 96H163V94H162ZM173 96H175V95H173ZM182 96V95H181ZM183 96H185V95H183ZM233 96H235V95H233ZM69 97V96H68ZM99 97V96H98ZM148 97V96H147ZM158 97V96H157ZM176 97V96H175ZM187 97V96H186ZM216 97V96H215ZM224 97V96H223ZM222 97V98H223ZM227 97V96H226ZM237 97H238V95H237ZM236 97V98H237ZM243 97H245V96H243ZM90 98V97H89ZM97 98V97H96ZM101 98H103V97H101ZM114 98V97H113ZM112 98V99H113ZM155 98V97H154ZM163 98V97H162ZM177 98V97H176ZM185 98V97H184ZM183 98V99H184ZM221 98V97H220ZM106 99V98H105ZM125 99V98H124ZM144 99V98H143ZM142 99V100H143ZM148 99V98H147ZM160 99V98H159ZM172 99V98H171ZM174 99V98H173ZM180 99H182V97L180 98ZM180 99H179V101H180ZM218 99V98H217ZM234 99V98H233ZM245 99L247 100V98L245 97ZM90 100V99H89ZM99 100H101V99H99ZM107 100H110V99H107ZM128 100V99H127ZM129 100H131V99H129ZM139 100V99H138ZM145 100V99H144ZM175 100V99H174ZM222 100V99H221ZM230 100H231V98H230ZM240 102H242V100H240V99H238ZM245 100V101H246ZM249 100V99H248ZM247 100V101H248ZM111 101H113V100H111ZM111 101H109V102H111ZM126 101V100H125ZM152 101V100H151ZM163 101H164V99H163ZM177 101V100H176ZM188 101V100H187ZM186 101V102H187ZM214 101V100H213ZM220 101V100H219ZM219 101H217L218 102V105H219ZM222 101H224V100H222ZM226 101H227V103H228V99L227 100H225V103H226ZM237 101V100H236ZM235 101V102H236ZM238 101V102H239ZM87 102H88V100H87ZM87 102H86V104H87ZM114 102V101H113ZM140 102V101H139ZM171 102V101H170ZM174 102V101H173ZM182 102H183V100H182ZM186 102H184V103H186ZM215 102V101H214ZM239 102V103H240ZM98 103V102H97ZM119 103V102H118ZM123 103V102H122ZM134 103V102H133ZM162 103V102H161ZM172 103V102H171ZM190 103V102H189ZM188 103V105H190ZM221 103V102H220ZM230 103H231V101H230ZM234 103V102H233ZM246 103V102H245ZM82 104V103H81ZM94 104V103H93ZM109 104V103H108ZM113 104V103H112ZM140 104V103H139ZM154 104V103H153ZM158 104V103H157ZM157 104H155V105H157ZM167 104V103H166ZM166 104H164V105H166ZM215 104H217V103H215ZM224 104V103H223ZM96 105V104H95ZM163 105V106H164ZM177 105V104H176ZM187 105V104H186ZM192 105V104H191ZM213 105V104H212ZM229 106H230V104H228ZM234 105V104H233ZM83 106V105H82ZM92 106V105H91ZM90 106V107H91ZM108 106V105H107ZM111 106V105H110ZM115 106H117V105H115ZM123 106V105H122ZM129 106V105H128ZM135 106H137V105H135ZM159 106H160V103H159ZM174 106V105H173ZM205 106V105H204ZM232 106V105H231ZM244 106V105H243ZM1 107H2V109H1ZM105 107V106H104ZM118 107V106H117ZM133 106H131L130 107V109L132 108ZM152 107V106H151ZM151 107H148V109L149 108H151ZM157 107V106H156ZM168 107V106H167ZM186 107V106H185ZM189 107V106H188ZM226 107V106H225ZM240 107V106H239ZM100 108V107H99ZM107 108V107H106ZM105 108V109H106ZM119 108V107H118ZM122 108V107H121ZM172 108V107H171ZM191 108V107H190ZM201 108V107H200ZM88 109V108H87ZM108 109V108H107ZM114 109V108H113ZM129 109V110H130ZM143 109V108H142ZM147 109V108H146ZM148 109L147 110H145V111H148ZM156 109V108H155ZM161 109V108H160ZM173 109V108H172ZM194 109V108H193ZM192 109V110H193ZM70 110V109H69ZM154 110V109H153ZM167 110V109H166ZM169 110V109H168ZM188 110V109H187ZM192 110H189V111H192ZM112 111H115V110H112ZM121 111V110H120ZM139 111H141V110H139ZM149 111H150V109H149ZM195 111V110H194ZM194 111H192V112H194ZM240 111V110H239ZM239 111H237L236 113H239ZM80 112V111H79ZM103 112V111H102ZM106 112V111H105ZM116 112V111H115ZM122 112V111H121ZM134 112V111H133ZM151 112V111H150ZM153 112V111H152ZM179 112V111H178ZM182 112V111H181ZM66 113V112H65ZM71 113V112H70ZM69 113V114H70ZM98 113V112H97ZM109 114H110V111L108 112ZM123 113V112H122ZM131 113V112H130ZM136 114H137V112H135ZM146 113V112H145ZM164 113H165V111H164ZM175 113V112H174ZM184 113V112H183ZM216 113H218V111L216 112ZM223 113V112H222ZM105 114V113H104ZM115 114V113H114ZM135 114V115H136ZM148 114V113H147ZM151 114V113H150ZM157 114V113H156ZM169 114H171L170 112H169ZM181 114V113H180ZM201 114V113H200ZM204 114V113H203ZM207 114H209V113H207ZM230 114V113H229ZM233 114V113H232ZM242 115V113H239V115ZM244 114V113H243ZM252 114H254V113H252ZM96 115V114H95ZM100 115V114H99ZM103 115V114H102ZM102 115H101V117H102ZM116 115V114H115ZM115 115H114V117H115ZM118 115V114H117ZM123 115H125L124 113H123ZM122 115V116H123ZM130 115V114H129ZM129 115H128V117H129ZM139 115V114H138ZM209 115H211V114H209ZM228 115V114H227ZM235 115V114H234ZM238 115V114H237ZM246 115V114H245ZM244 115V116H245ZM248 115V114H247ZM245 116L246 118H248V116H249V118L251 119V117H250V115H248V116ZM107 116V115H106ZM143 116H145V115H143ZM153 116V115H152ZM169 116V115H168ZM181 116V115H180ZM206 116V115H205ZM203 116V115H197V114H192L191 115V120H193V121H196V123H198V124H200V125H202L203 123L204 124H208V125H210V126H212V133H210V137L211 138H209V136H206V135H199L198 133H199V131H198V133L196 132V131H194L193 129H190V128H188V129H181L184 133H185V136L184 137H186L187 139H192V142H193V144H191L190 143V145H193V146H199L202 142H205V144L203 145L204 147H203V149L204 150H202V153L204 154V156H205V158L207 157L210 161H213V162H215V170H214V173H215V176L216 177H219V178H221V180L223 181V183H224V186L226 187V189L228 190V192L231 190L232 192H233V194H230V196L231 197H234L233 198V200L234 201H232L234 204L233 205H231V204H227V206H223L224 207V209H223V214L224 215H226V217H229V218H231V219H237V217H238V220H239V217L240 216H242V215H247V217L249 218V215H248V213H250V212H252V210L254 211V208H252L251 207V202L252 201H254L255 203H257L258 205H260V207H261V209H264V160H263V151H264V131L263 132H259L257 129L258 128H261V127H259V124H257L256 123V121L254 122V124L256 123L258 126V128L257 127H255V129L259 132L258 134H257V138L256 139H254V141H250L251 143H250V145H249V147L246 149V150H243V148H242V151L241 152H239V153H235L231 148H230V146H229V144L228 143H230L229 142V140H232V136H233V134H230L229 135V132H227V131H225L226 130V128H225V130L223 129V128H221V127H218L217 125H215L216 123H218L217 121H218V119H216L217 121H215L216 123L214 124V122H213V119L212 120H209V118L206 116ZM219 116V115H218ZM218 116H216L217 118H218ZM230 116V115H229ZM252 116V115H251ZM254 116V115H253ZM257 116V115H256ZM259 116V115H258ZM9 117V119H10V117H11V119L12 118H14L13 120H15L16 122H15V124L17 125V127L21 130V131H27L28 132V135H27V139L29 140V142H30V144L29 143H27L26 145H30V147H28L29 148V150L30 151H32V152H26L27 150L26 149H24L25 148V140H24V143H22V144H24L22 147L20 146V145H18L19 144V142L20 141H22V139H21V137H20V139L18 138H13L12 137V135H11V132H10V121H8L9 119H7ZM71 117H72V115H71ZM92 117V116H91ZM108 117V116H107ZM118 117V116H117ZM126 117V116H125ZM131 117V116H130ZM210 117V116H209ZM231 117V116H230ZM241 117V116H240ZM245 117H243V119L245 118ZM106 118V117H105ZM112 118V117H111ZM122 118V117H121ZM121 118H120V120H121ZM133 118V117H132ZM145 118V117H144ZM160 118V117H159ZM176 118V117H175ZM185 118V117H184ZM212 118H214V117H212ZM221 118V117H220ZM219 118V119H220ZM223 118V117H222ZM225 118H227V116H225ZM225 118H223V119H225ZM234 118V117H233ZM236 119H237V116L235 117ZM249 118L247 119L248 120V122L247 123H249L250 121H249ZM254 118V117H253ZM256 118V117H255ZM10 119V120H11ZM107 119V118H106ZM108 119H109V117H108ZM119 119V118H118ZM127 119V118H126ZM125 119V120H126ZM129 119V118H128ZM143 119V118H142ZM141 119V120H142ZM146 119V118H145ZM171 120H172V118H170ZM177 119V118H176ZM183 119V118H182ZM215 119V118H214ZM228 119V118H227ZM241 119H242V117H241ZM256 119H259V118H256ZM255 119V120H256ZM94 120H96V119H94ZM102 120H103V118H102ZM112 120V119H111ZM114 120H116V119H114ZM123 120V119H122ZM175 120V119H174ZM185 120V119H184ZM188 120V119H187ZM234 120V119H233ZM246 120V121H247ZM99 121V120H98ZM107 121V120H106ZM147 121V120H146ZM164 121V120H163ZM181 121V120H180ZM224 121V120H223ZM235 121V120H234ZM234 121H233V125H234ZM244 121V120H243ZM253 121V120H252ZM91 122V121H90ZM101 122V121H100ZM99 122V123H100ZM105 122V121H104ZM111 122V121H110ZM112 122H114V121H112ZM111 122V123H112ZM131 122V121H130ZM133 122V121H132ZM135 122V121H134ZM139 122V121H138ZM152 122V120L150 121V123ZM165 122V121H164ZM170 122V121H169ZM172 122H175V121H172ZM226 123L228 122V121H225ZM224 122V123H225ZM232 122V121H231ZM237 122V121H236ZM238 122H239V120H238ZM237 122V123H238ZM241 122V121H240ZM260 122H263L264 123V121H259V123ZM107 123V122H106ZM118 123V122H117ZM123 123V122H122ZM127 122H125L124 124H126ZM180 123V122H179ZM226 123H225V125H226ZM236 123V124H237ZM245 123V122H244ZM246 123V124H247ZM262 123V124H263ZM95 124V123H94ZM93 124V125H94ZM114 123H112V125H113ZM119 124V123H118ZM136 124H137V122H136ZM147 124V123H146ZM173 124V123H172ZM186 124V123H185ZM191 124V123H190ZM194 124V123H193ZM238 124H241V123H238ZM238 124L237 125H235L236 127L238 126ZM245 124V125H246ZM250 124V123H249ZM254 124H250L251 126L252 125H254ZM262 124L260 123V126H262ZM40 125H42V126H44V127H40ZM79 125V124H78ZM98 125V124H97ZM117 125V124H116ZM132 125V124H131ZM144 125V124H143ZM180 125V124H179ZM195 125V124H194ZM193 125V126H194ZM221 125V124H220ZM224 124L222 125V126H225ZM230 125V124H229ZM232 125V124H231ZM249 125V126H250ZM13 126V125H12ZM92 126V125H91ZM102 126V125H101ZM108 126H109V124L107 125V128L105 129V127H104V131H105V133L103 132L102 134H106L107 135V133H109L110 134V132H107L106 133V130H108ZM120 126V125H119ZM148 126V125H147ZM174 126H175V124H174ZM191 126V125H190ZM198 126V125H197ZM235 126H233L234 128H235ZM242 126H244L243 125V123H242ZM249 126H247V127H249ZM250 126V127H251ZM100 127V126H99ZM103 127V126H102ZM110 127V126H109ZM113 127V126H112ZM116 127H118V126H116ZM122 127V126H121ZM140 127V126H139ZM152 127V126H151ZM161 127H163V123H162V126ZM186 127H188V126H185V128ZM203 127V126H202ZM208 127V126H207ZM206 127V128H207ZM227 127V126H226ZM229 127V126H228ZM227 127V129H229ZM232 127V126H231ZM239 128H244V127H240V126H238ZM250 127L248 128V129H250ZM253 127V126H252ZM16 128V127H15ZM73 128V129H72ZM86 128V127H85ZM85 128H82V129H84V130H86ZM111 128V127H110ZM143 128H144V126H143ZM149 128V127H148ZM155 128V127H154ZM179 128H181V127H179ZM184 128V127H183ZM193 128V127H192ZM197 128V127H196ZM246 128V127H245ZM254 128V127H253ZM253 128H251V130L253 129ZM264 128V127H263ZM263 128H262V130H263ZM14 129V128H13ZM89 129V128H88ZM91 129V128H90ZM113 129V128H112ZM112 129H111V131H112ZM142 129V128H141ZM156 129V128H155ZM160 129V128H159ZM172 129V128H171ZM178 129V128H177ZM237 130H238V128H236ZM153 130V129H152ZM168 129H166V131H167ZM176 130V129H175ZM178 130H180V129H178ZM198 130H199V128H198ZM202 130V129H201ZM204 130H206V129H204ZM232 130V129H231ZM244 130V129H243ZM80 131V130H79ZM82 131V130H81ZM95 131V130H94ZM116 131V130H115ZM123 131V130H122ZM138 131V130H137ZM165 131V130H164ZM203 131V130H202ZM208 131H209V129H208ZM233 131V130H232ZM235 131V130H234ZM233 131V132H234ZM246 131V130H245ZM53 132H56V133H58V134H53ZM61 132V134H59ZM90 132V131H89ZM93 132V131H92ZM100 132V131H99ZM131 132V131H130ZM147 132V131H146ZM157 132H158V130H157ZM162 132V131H161ZM168 132V131H167ZM236 132V131H235ZM241 132V131H240ZM244 132V131H243ZM20 133V132H19ZM37 133V132H36ZM40 133V132H39ZM42 133V134H43ZM72 133V132H71ZM73 133H75V134H79V132H78V130H74L73 131ZM82 133V132H81ZM83 133H85V132H83ZM82 133V134H83ZM87 133V132H86ZM85 133V134H86ZM127 133V132H126ZM134 133V132H133ZM165 133V132H164ZM163 133V134H164ZM178 133V132H177ZM176 133V134H177ZM205 133V132H204ZM254 133V132H253ZM14 134H16V135H18L16 132L14 133ZM31 134H34V135H31ZM88 134V133H87ZM94 134V133H93ZM122 134V133H121ZM160 134V133H159ZM172 134V133H171ZM207 134V133H206ZM214 134V135H213ZM256 134V133H255ZM20 135V134H19ZM71 135V134H70ZM100 135V134H99ZM112 136H109V135H107V136H105L106 137V142L108 143V147L110 148V150H111V152L112 151H116V153H117V151L119 150V147H121L122 146V144H123V140L124 139H122V135L120 136L119 135V133L116 131L115 133H113V134H111ZM125 135V134H124ZM130 135H131V133H130ZM167 135V134H166ZM180 135V134H179ZM238 135V134H237ZM252 135V138H253V134H251ZM25 136V135H24ZM42 136V135H41ZM98 136V135H97ZM137 136V135H136ZM143 136V135H142ZM149 136V135H148ZM153 136H154V132H153ZM164 136V135H163ZM169 136V135H168ZM171 136V135H170ZM181 136V135H180ZM236 136V135H235ZM234 136V137H235ZM240 136V139H241V135H239ZM246 136V135H245ZM244 136V137H245ZM100 137V136H99ZM155 137H156V135H155ZM157 137H158V135H157ZM182 137V136H181ZM248 137V136H247ZM256 137V136H255ZM23 138V137H22ZM42 138V137H41ZM102 138V137H101ZM127 138V137H126ZM140 138V137H139ZM143 138H145V137H143ZM143 138H141V139H143ZM160 138V137H159ZM174 138V137H173ZM185 138V139H186ZM236 138H238V140H239V137H236ZM242 138H243V135H242ZM250 138H251V136H250ZM43 139H44V137H43ZM46 139H44V140H46ZM77 139V138H76ZM80 139V138H79ZM83 139V138H82ZM89 139V138H88ZM105 139V138H104ZM164 139H166V138H164ZM170 139V138H169ZM182 139H184V138H182ZM181 139V140H182ZM18 140H20V141H18ZM93 140V139H92ZM140 140V139H139ZM155 140V139H154ZM153 140V141H154ZM160 139H158V141H159ZM168 140V139H167ZM173 140V139H172ZM177 140V139H176ZM234 140V139H233ZM232 140V141H233ZM237 140V139H236ZM242 140V139H241ZM65 141V140H64ZM136 141V140H135ZM157 141V142H158ZM174 141V140H173ZM186 141V140H185ZM185 141H183V142H185ZM243 141H245V140H243ZM248 141V142H249ZM69 142V141H68ZM67 142V143H68ZM71 142V141H70ZM79 142V144L78 145H81L82 144V142H80V141H78ZM130 142V141H129ZM182 142V143H183ZM187 142H188V140H187ZM187 142H186V144H187ZM207 142V143H206ZM234 142H236V141H234ZM247 142V143H248ZM88 143V142H87ZM136 143V142H135ZM134 143V144H135ZM155 143V142H154ZM163 143H165V142H163ZM238 143H241V141H239ZM237 143V144H238ZM246 143V142H245ZM246 143V144H247ZM131 144V143H130ZM134 144H133V146H134ZM233 145H234V143H232ZM243 143H241V145H242ZM123 145H126V144H123ZM127 145H129V144H127ZM152 145V144H151ZM157 145H158V143H157ZM166 145V144H165ZM231 145V144H230ZM233 145H232V147H233ZM72 146H73V144H72ZM77 146V145H76ZM100 146V145H99ZM133 146H131V147H133ZM156 146V145H155ZM187 146H189V145H187ZM234 146H236V145H234ZM238 146H240V144L238 145ZM247 146V145H246ZM130 146H128V148H129ZM130 147V148H131ZM138 147V146H137ZM167 147V146H166ZM173 147V146H172ZM172 147H170V148H172ZM177 147V146H176ZM207 147H210V149L209 148H207ZM241 147V146H240ZM243 147H244V144H243ZM86 148H88L89 149V151H91L90 153V157H91V160H93V161H98L99 163H103V162H107V161H110L111 160V158H112V154H111V152L107 155V154H104V153H100V152H98L97 150H98V144H97V142L96 141H90L89 143H88V147H86ZM105 148V147H104ZM109 148H107V149H109ZM151 148H153V147H151ZM169 148V149H170ZM179 148V147H178ZM191 148V147H190ZM189 148V149H190ZM197 148V147H196ZM213 148V149H212ZM125 149V148H124ZM123 148H122V150H124ZM162 148H160L159 150H161ZM212 149V150H211ZM234 149V148H233ZM235 149H238L237 147L235 148ZM101 150V149H100ZM141 150V149H140ZM145 150V149H144ZM146 150H148V149H146ZM156 150V149H155ZM164 150H165V148H164ZM173 150V149H172ZM182 150V149H181ZM183 150H184V148H183ZM200 150V151H201ZM83 151V150H82ZM88 151V152H89ZM149 151V150H148ZM170 151V150H169ZM180 151V150H179ZM188 151H190V150H188ZM236 151V150H235ZM237 151H239V150H237ZM236 151V152H237ZM108 152V151H107ZM119 152H120V150H119ZM122 152V151H121ZM120 152V153H121ZM126 152V151H125ZM136 152V151H135ZM159 151H156V153H158ZM167 152V151H166ZM171 152V151H170ZM180 152H182V151H180ZM199 152V151H198ZM115 153V154H116ZM139 153H141V152H139ZM149 153V152H148ZM153 153V152H152ZM165 153V152H164ZM163 153V154H164ZM183 153V152H182ZM186 153V152H185ZM188 153H190V152H188ZM242 153V154H241ZM28 154V155H27ZM87 154V153H86ZM123 154V153H122ZM125 154V153H124ZM126 154H128L127 152H126ZM134 154V153H133ZM137 154H138V152H137ZM136 154V155H137ZM162 154V155H163ZM260 154H262L261 156H260ZM42 155V154H41ZM78 155V154H77ZM132 155V154H131ZM139 155V154H138ZM142 155H143V153H142ZM154 155V154H153ZM156 155V154H155ZM168 155V154H167ZM193 155V154H192ZM75 156V155H74ZM115 156V155H114ZM132 156H134V155H132ZM140 156V155H139ZM138 156V157H139ZM147 156V155H146ZM149 156V155H148ZM165 156V155H164ZM198 156H199V154H198ZM33 157V156H32ZM39 157H40V155H39ZM70 157V156H69ZM75 157H77V156H75ZM83 157H85V155L83 156ZM89 157V158H90ZM117 157H119V156H117ZM128 157V156H127ZM130 157V156H129ZM141 157V156H140ZM168 157V156H167ZM184 157V156H183ZM182 157V158H183ZM189 157V156H188ZM194 157V156H193ZM196 157V156H195ZM203 157V156H202ZM34 158V157H33ZM41 158H42V156H41ZM44 158V157H43ZM73 158V157H72ZM72 158H70V159H72ZM115 158V157H114ZM113 158V159H114ZM121 159H122V156L120 157ZM119 158V159H120ZM135 158H136V156H135ZM159 158V157H158ZM170 158V157H169ZM175 158H177V156L175 157ZM179 158V157H178ZM241 158L243 159V163H241L240 162V160H241ZM35 159H37V158H35ZM39 159V158H38ZM69 159V158H68ZM69 159V160H70ZM84 159V158H83ZM140 159H142V158H140ZM144 159V158H143ZM152 159V158H151ZM189 159V158H188ZM196 159V158H195ZM199 159V158H198ZM33 160V159H32ZM40 160V159H39ZM38 160V161H39ZM44 160V159H43ZM74 160V159H73ZM75 160H77V159H75ZM74 160V161H75ZM88 160V159H87ZM116 160V159H115ZM126 160V159H125ZM133 160V159H132ZM159 160V159H158ZM163 160V159H162ZM176 160V159H175ZM179 160V159H178ZM207 160V159H206ZM35 161V160H34ZM37 161V162H38ZM83 161V160H82ZM135 161V160H134ZM160 161V160H159ZM165 161V160H164ZM168 161H169V159H168ZM171 161V160H170ZM182 161V160H181ZM32 162V161H31ZM42 162V161H41ZM45 162H48V160L46 161V160H44L43 161V163H45ZM89 162V161H88ZM138 162V161H137ZM141 162H142V160H141ZM206 162V161H205ZM85 163H86V161H85ZM110 163V162H109ZM133 163V162H132ZM151 163H152V161H151ZM156 163V162H155ZM161 163V162H160ZM173 163V162H172ZM171 163V164H172ZM184 163V162H183ZM187 163V162H186ZM186 163H185V165H186ZM189 163V162H188ZM192 163V162H191ZM193 163H195V162H193ZM210 163V162H209ZM33 164V163H32ZM34 164H35V162H34ZM39 164H40V162H39ZM79 164V163H78ZM82 164V163H81ZM90 164V163H89ZM116 164V163H115ZM149 164V163H148ZM163 164V163H162ZM167 164H169V162H167ZM166 164V165H167ZM212 164V163H211ZM72 165H73V162H72ZM71 165V166H72ZM88 165V164H87ZM86 165V166H87ZM123 165V164H122ZM137 165V164H136ZM135 165V166H136ZM144 165V164H143ZM153 165V164H152ZM152 165H150V166H152ZM180 165V164H179ZM178 165V166H179ZM214 165V164H213ZM79 166V165H78ZM116 166V165H115ZM131 166V165H130ZM144 166H146V164L144 165ZM156 166V165H155ZM178 166H176V167H178ZM201 166V165H200ZM98 167V166H97ZM114 167V166H113ZM124 167H125V165H124ZM128 167V166H127ZM132 167V166H131ZM142 167V166H141ZM168 167V166H167ZM166 167V168H167ZM186 167V166H185ZM197 167V166H196ZM199 167V166H198ZM48 168H49V166H48ZM68 168H70V167H68ZM119 168V167H118ZM140 168V167H139ZM138 168V169H139ZM153 168V167H152ZM182 168V167H181ZM192 168V167H191ZM43 169V168H42ZM47 169V168H46ZM49 169H51V168H49ZM79 169V168H78ZM95 169V168H94ZM111 169V168H110ZM124 169V168H123ZM170 168L168 167V170H169ZM173 169V168H172ZM175 169V168H174ZM192 169H194V168H192ZM200 169V168H199ZM210 169V168H209ZM44 170H45V168H44ZM147 170H149V169H147ZM163 170V169H162ZM178 170V169H177ZM180 170V169H179ZM117 171V170H116ZM123 171V170H122ZM137 171V170H136ZM142 171H143V169H142ZM146 171V170H145ZM165 171V170H164ZM211 171V170H210ZM48 172V171H47ZM93 172V171H92ZM100 172V171H99ZM120 172V171H119ZM124 172V171H123ZM130 172H132L131 170H130ZM148 172V171H147ZM167 172V171H166ZM174 172H176V171H174ZM69 173V172H68ZM97 173H98V171H97ZM129 173V172H128ZM141 173V172H140ZM182 173V172H181ZM180 173V174H181ZM186 173V172H185ZM213 173V174H214ZM59 174V173H58ZM100 174V173H99ZM134 174V173H133ZM138 174V173H137ZM142 174H144V171L142 172ZM152 174V173H151ZM179 174V175H180ZM184 174V173H183ZM57 175V174H56ZM72 175V174H71ZM81 175V174H80ZM98 175V174H97ZM108 175V174H107ZM123 175V174H122ZM165 175V174H164ZM188 175H189V172H188ZM205 175V174H204ZM208 175V174H207ZM125 176H126V174H125ZM136 176V175H135ZM134 176V177H135ZM139 176V175H138ZM137 176V177H138ZM148 176V175H147ZM177 176V175H176ZM183 176V175H182ZM211 176V175H210ZM61 177H63V176H61ZM117 177L118 176H116V179H117ZM122 176H120V178H121ZM142 177H144V176H142ZM193 177V176H192ZM88 178V177H87ZM86 178V179H87ZM108 178V177H107ZM119 178V179H120ZM123 178H124V176H123ZM123 178H121L122 180H124ZM177 178V177H176ZM194 178V177H193ZM206 178V177H205ZM211 178V177H210ZM213 178V177H212ZM218 178V179H219ZM99 179H102V178H99ZM105 179V178H104ZM115 179V178H114ZM132 179H133V177H132ZM173 179V178H172ZM204 179V178H203ZM217 179V180H218ZM83 180H85V179H83ZM180 180V179H179ZM187 180V179H186ZM190 180V179H189ZM196 180V179H195ZM109 181V180H108ZM114 181H116V180H114ZM113 181V182H114ZM130 181V180H129ZM136 181V180H135ZM153 181H155V180H153ZM172 181V180H171ZM174 181V180H173ZM176 181V180H175ZM183 181H185V179L183 180ZM197 181V180H196ZM218 181H220V180H218ZM84 182V181H83ZM86 182V181H85ZM102 182V181H101ZM110 182V181H109ZM119 182V181H118ZM133 182V181H132ZM138 182V181H137ZM145 182V181H144ZM186 182V181H185ZM195 181H192V183H194ZM198 182V181H197ZM217 182V181H216ZM66 183H67V180H66ZM65 183V184H66ZM70 183V182H69ZM74 183V182H73ZM127 183V182H126ZM129 183V182H128ZM133 183H135V182H133ZM140 183V182H139ZM150 183V182H149ZM148 183V184H149ZM182 183V182H181ZM200 183V182H199ZM199 183H198V185H199ZM208 183H211L210 181H208ZM221 183V182H220ZM219 183V184H220ZM98 184H100L101 185V183H98ZM97 184V185H98ZM143 184V183H142ZM147 184V183H146ZM147 184V185H148ZM152 184V183H151ZM153 184H155V183H153ZM162 184V183H161ZM169 184V183H168ZM171 184V183H170ZM180 184V183H179ZM184 184V183H183ZM205 184H207V183H205ZM212 184V183H211ZM218 184V183H217ZM218 184V185H219ZM60 185V184H59ZM70 185V184H69ZM94 185V184H93ZM104 185V184H103ZM130 185V184H129ZM135 185V184H134ZM137 185H138V183H137ZM136 185V187H137V189H139V187H140V184H139V187ZM145 184H143V186H144ZM163 185V184H162ZM192 185V184H191ZM204 185V184H203ZM217 185V186H218ZM60 186H62V185H60ZM68 186V185H67ZM66 186V187H67ZM74 186H76V185H74ZM96 186V185H95ZM149 186V185H148ZM188 186V185H187ZM190 186V185H189ZM77 187V186H76ZM103 187V186H102ZM126 187V186H125ZM124 187V188H125ZM129 187V186H128ZM158 187L160 188V186L158 185ZM164 187V186H163ZM162 187V188H163ZM191 187V186H190ZM198 187V186H197ZM221 187V186H220ZM71 188V187H70ZM78 188V187H77ZM83 188H85V187H83ZM82 188V189H83ZM119 188V187H118ZM117 188V189H118ZM133 188V190H137L135 187H132ZM135 188V189H134ZM141 188V187H140ZM169 188H171V187H169ZM168 188V189H169ZM203 188H204V186H203ZM65 189V188H64ZM66 189H69V188H66ZM81 189V190H82ZM90 189V188H89ZM94 189V188H93ZM123 189V188H122ZM166 189V188H165ZM190 189V188H189ZM212 189V188H211ZM217 189H218V187H217ZM224 189V188H223ZM74 190V189H73ZM84 190V189H83ZM81 191V192H86L87 191V189H85V191ZM124 190V189H123ZM140 190V189H139ZM174 190V188L172 189V190H170V191H173ZM187 191H188V189H186ZM193 190V189H192ZM220 190V189H219ZM66 191H68L69 192V190H66ZM78 191V190H77ZM80 191V190H79ZM92 191V190H91ZM94 191V190H93ZM98 191V190H97ZM115 191H116V189H115ZM120 191V190H119ZM122 191V190H121ZM143 191V190H142ZM178 191V190H177ZM206 191V190H205ZM212 191V190H211ZM72 193H73V191H71ZM76 192V191H75ZM88 192V191H87ZM95 192V191H94ZM110 192V191H109ZM112 192H114V191H112ZM146 192V191H145ZM144 192V193H145ZM185 192V191H184ZM191 192V191H190ZM218 192V191H217ZM216 192V193H217ZM227 192V193H228ZM252 193V195L251 196H248L249 194L248 193ZM78 193V192H77ZM80 193V192H79ZM76 194L77 196H80V194ZM89 193H91V192H89ZM93 193V192H92ZM91 193V194H92ZM134 193V192H133ZM137 193V192H136ZM142 193V192H141ZM141 193H139V194H141ZM173 193H174V191H173ZM187 193H189V192H187ZM212 193H214V192H212ZM215 193V194H216ZM219 193V192H218ZM224 193V192H223ZM230 193V192H229ZM90 194V195H91ZM108 194V193H107ZM110 194V193H109ZM121 195H122V193H120ZM175 194V193H174ZM174 194H172V195H174ZM177 194V193H176ZM175 194V195H176ZM205 194V193H204ZM226 194V193H225ZM59 195H61V194H59ZM63 195V194H62ZM69 195V194H68ZM84 195V194H83ZM89 195V194H88ZM88 195H87V197H88ZM90 195H89V197H90ZM94 195V194H93ZM92 195V196H93ZM114 195L115 194H113L112 196L114 197ZM130 195V194H129ZM129 195H127V196H129ZM142 195V194H141ZM145 195V194H144ZM143 195V196H144ZM178 195V194H177ZM182 195V194H181ZM214 195V194H213ZM228 195V194H227ZM64 196V195H63ZM62 196V197H63ZM84 196H86V195H84ZM92 196L90 197V198H92ZM95 196V195H94ZM111 196V197H112ZM117 196H119V195H117ZM123 196V195H122ZM132 196H134V195H132ZM136 196V195H135ZM163 196H164V194H163ZM170 196V195H169ZM179 196V195H178ZM187 196V195H186ZM189 196H190V194H189ZM188 196V197H189ZM191 196H192V194H191ZM190 196V197H191ZM207 196V195H206ZM211 196V195H210ZM224 196H226V195H224ZM51 197V198H50ZM69 197H71V195L69 196ZM74 197V196H73ZM72 197V199H75L76 200V198H73ZM76 197V196H75ZM97 197L99 198L100 196L99 195H97ZM130 197V196H129ZM142 197V196H141ZM149 197V196H148ZM180 197V196H179ZM194 197H196V196H194ZM194 197H191V199L192 198H194ZM198 197V196H197ZM215 197V196H214ZM213 197V198H214ZM29 198L31 199V201H33V200H36V202L34 201V204L36 205V207L37 208H39V209H36V207H32L31 205H34L33 203H30L31 205H26L25 204V200H28L29 201ZM81 198V197H80ZM79 198V199H80ZM83 198V197H82ZM96 198V197H95ZM95 198L93 197V199L95 200ZM124 198V197H123ZM132 198V197H131ZM137 198V197H136ZM162 198V197H161ZM170 198V197H169ZM178 198V197H177ZM182 198V197H181ZM221 198H223V197H221ZM33 199V200H32ZM66 199V198H65ZM69 199V198H68ZM84 199V198H83ZM103 199V198H102ZM106 199V198H105ZM118 199V198H117ZM126 199V198H125ZM151 199V198H150ZM163 199H165V198H163ZM162 199V200H163ZM166 199H168V198H166ZM165 199V200H166ZM178 199H180V198H178ZM185 199V198H184ZM183 199V201H185ZM189 199V198H188ZM187 199V200H188ZM190 199V200H191ZM206 199V198H205ZM208 199V198H207ZM4 200V199H3ZM6 200V199H5ZM74 200V202H76ZM127 200V199H126ZM135 200V199H134ZM141 200H143V199H141ZM154 200V199H153ZM186 200V201H187ZM225 200H227V199H225ZM15 201V202H14ZM63 201V200H62ZM72 200L70 199V202H71ZM106 201V200H105ZM128 201V200H127ZM138 201V200H137ZM146 201V200H145ZM159 201V200H158ZM175 201V200H174ZM180 201V200H179ZM194 201V200H193ZM210 201V200H209ZM230 201V200H229ZM38 202H40V201H38ZM64 202V201H63ZM73 201H72V203H74ZM88 202V201H87ZM98 202L99 203H101L100 202V200L98 199ZM98 202H96L95 201V203L96 204H98ZM103 202V201H102ZM133 202V201H132ZM153 202V201H152ZM152 202H150V203H152ZM162 202V201H161ZM171 202V201H170ZM173 202V201H172ZM172 202H171V204H172ZM189 202V201H188ZM190 202H192V201H190ZM189 202V203H190ZM219 202V201H218ZM232 202H230V203H232ZM81 203H82V201H81ZM91 203V202H90ZM104 203H106V202H104ZM130 203V202H129ZM137 203V202H136ZM142 203V202H141ZM145 203V202H144ZM158 204L159 202H155L154 201V205H156V204ZM168 203V202H167ZM174 203H176V202H174ZM183 203L184 202H182V205H183ZM194 203V202H193ZM215 203V202H214ZM229 203V202H228ZM28 204H29V202H28ZM63 204V203H62ZM64 204H65V202H64ZM70 204V203H69ZM75 204V206H76V203H74ZM79 204V203H78ZM106 204H109V202L108 203H106ZM125 204V203H124ZM127 204V203H126ZM135 204V203H134ZM138 204V203H137ZM170 204V205H171ZM179 204V203H178ZM213 204V203H212ZM221 204V203H220ZM252 204H254V203H252ZM43 205V204H42ZM66 205V204H65ZM85 205H87V204H85ZM99 205V204H98ZM102 205V204H101ZM111 205H112V203H111ZM117 205V204H116ZM115 205V206H116ZM148 205V204H147ZM150 205V204H149ZM161 206V204H158L157 205V207L158 206ZM164 205V204H163ZM166 205V204H165ZM175 205V204H174ZM176 205H177V203H176ZM224 205H226V203L224 204ZM228 205H231V206H228ZM47 206V205H46ZM45 205H44V207H46ZM74 206V207H75ZM91 206H94V205H90V206H88V207H90L91 208ZM103 206H105V205H103ZM109 206V205H108ZM131 207L132 206H134V205H130ZM136 206V205H135ZM139 206H141V205H139ZM173 206V205H172ZM192 206V205H191ZM220 206V205H219ZM255 206V205H254ZM257 206V205H256ZM86 208H87V206H85ZM99 207H100V205H99ZM102 207V206H101ZM106 207V206H105ZM113 207V206H112ZM123 207V206H122ZM126 207V206H125ZM131 207H129V208H131ZM138 207V206H137ZM141 207H143V206H141ZM140 207V208H141ZM150 207V206H149ZM156 207V208H157ZM162 207V206H161ZM166 207V206H165ZM186 207H187V205H186ZM189 207V206H188ZM80 208V207H79ZM96 208V207H95ZM95 208H93V209H95ZM103 208V207H102ZM107 208V207H106ZM128 208V207H127ZM139 208V207H138ZM137 208V209H138ZM172 208V207H171ZM191 208V207H190ZM193 208H195L194 206H193ZM81 209V208H80ZM79 209V210H80ZM89 209V208H88ZM97 209V208H96ZM107 209H109V207L107 208ZM118 209V208H117ZM120 209V208H119ZM136 209V210H137ZM187 209V208H186ZM192 209V208H191ZM220 209V208H219ZM124 209H122V211H123ZM143 210V209H142ZM148 210V209H147ZM156 210V209H155ZM169 210V209H168ZM199 210V209H198ZM214 210V209H213ZM216 210V209H215ZM44 210H42V213H45V212H43ZM75 211V210H74ZM96 211V210H95ZM99 211V210H98ZM101 211V210H100ZM99 211V212H100ZM110 211H112V210H110ZM162 211V210H161ZM176 211V210H175ZM189 211V210H188ZM193 211V210H192ZM211 211V210H210ZM263 211V210H262ZM49 212H51V211H49ZM67 212V211H66ZM81 212V211H80ZM108 212V211H107ZM106 212V213H107ZM159 212V211H158ZM166 212V211H165ZM201 212V211H200ZM203 212V211H202ZM208 212V211H207ZM112 213H114V212H112ZM164 213V212H163ZM163 213H160V214H163ZM180 213V212H179ZM205 213V212H204ZM204 213H203V216H204ZM214 213V212H213ZM255 213H258L257 211L255 212L254 211V213H253V215H252V219H254L253 218V216L255 215ZM49 214V213H48ZM54 214V213H53ZM52 213H51V215H53ZM72 214V213H71ZM78 214V213H77ZM80 214V213H79ZM99 214H101V213H99ZM104 214H105V212H104ZM132 214H134V213H132ZM138 214V213H137ZM146 215H147V213H145ZM155 214V213H154ZM153 214V215H154ZM158 214V213H157ZM156 214V215H157ZM165 214V213H164ZM167 214V213H166ZM43 215V216H42ZM51 215L49 214V216L51 217ZM56 215V213L53 215V216H55ZM58 215V214H57ZM108 215V214H107ZM113 215V214H112ZM112 215H110V216H112ZM156 215H155V217H156ZM176 215V214H175ZM221 215V214H220ZM219 215V216H220ZM258 215H259V213H258ZM257 215V216H258ZM262 215V214H261ZM62 216V215H61ZM109 216V215H108ZM114 216V215H113ZM112 216V217H113ZM140 216V215H139ZM159 216V215H158ZM161 216V215H160ZM165 216V215H164ZM192 216V215H191ZM196 216V215H195ZM244 216H242V218H244ZM73 217V216H72ZM84 217V216H83ZM104 217V216H103ZM148 217V216H147ZM150 217V216H149ZM201 217V216H200ZM255 217V216H254ZM260 217V216H259ZM43 218L45 219V221H47V220H52L51 221V223L49 222V221H47L48 223H50V226H49V224L47 223V225L45 224L46 222H44V220H43ZM55 218V217H54ZM79 218H80V216H79ZM97 218V217H96ZM95 218V219H96ZM98 218H100L99 216H98ZM114 218H115V216H114ZM142 218V217H141ZM153 218V217H152ZM164 218V217H163ZM168 218V217H167ZM171 218V217H170ZM170 218H168V219H170ZM194 218V217H193ZM215 218H216V216H215ZM256 218H258V217H256ZM255 218V219H256ZM55 219H57V217L55 218ZM58 219H61V218H58ZM76 219V218H75ZM82 219V218H81ZM80 219V220H81ZM83 219H85V218H83ZM82 219V220H83ZM87 219H89V218H87ZM106 219V218H105ZM111 219H113V218H110V221H111ZM143 219V218H142ZM141 219V220H142ZM155 219V218H154ZM166 219V218H165ZM173 219V218H172ZM227 219V218H226ZM247 219V218H246ZM259 219V218H258ZM261 219V218H260ZM62 220V222H63V219H61ZM86 220V219H85ZM100 220V219H99ZM153 220V219H152ZM158 220V219H157ZM243 220V219H242ZM248 220V219H247ZM257 220V219H256ZM58 221V220H57ZM57 221H56V224H57ZM67 221V220H66ZM109 221V222H110ZM138 221V220H137ZM161 221V220H160ZM163 221V220H162ZM168 221V220H167ZM221 221V220H220ZM232 221H234V220H232ZM232 221L230 222V221H226V223H228V222H230L229 223V225H231L232 224ZM260 221V220H259ZM79 222V221H78ZM87 222V221H86ZM91 222H92V220H91ZM107 222V221H106ZM117 222V221H116ZM115 222V223H116ZM155 222V221H154ZM169 222V221H168ZM252 222V221H251ZM261 222V221H260ZM64 223H65V221H64ZM67 223H68V221H67ZM93 223V222H92ZM111 223V222H110ZM109 223V224H110ZM112 223H114V220H113V222ZM119 223V222H118ZM117 223V224H118ZM147 223V222H146ZM236 223L239 225L240 223H239V221L237 222L236 221ZM236 223L234 222L233 223V225L235 224V226H236ZM242 223H243V221H242ZM258 223V222H257ZM55 223L53 222V225H54ZM105 224V223H104ZM117 224H115V225H117ZM163 224V223H162ZM161 224V225H162ZM194 224V223H193ZM223 224V223H222ZM62 225V224H61ZM63 225H65V224H63ZM67 225V224H66ZM152 225V224H151ZM158 225V224H157ZM225 225V224H224ZM237 225V227H239V226H241L242 227V225H239L238 226ZM246 225H247V222H246ZM251 225V224H250ZM254 225V224H253ZM252 225V226H253ZM256 225V224H255ZM261 224H259V226H260ZM55 226V225H54ZM57 226H58V224H57ZM59 226H60V224H59ZM58 226V228H60ZM71 224L69 225V228L71 229ZM75 226H76V224H75ZM74 226V227H75ZM78 226V225H77ZM210 226V225H209ZM252 226H251V228H252ZM257 226V225H256ZM262 226V225H261ZM260 226V227H261ZM264 226V225H263ZM62 227V226H61ZM74 227H73V229H74ZM81 227V226H80ZM107 227V226H106ZM166 227V226H165ZM164 227V229L166 230V228ZM173 227V226H172ZM194 227V226H193ZM197 228H198V226H196ZM211 227V226H210ZM216 227V226H215ZM223 227V226H222ZM225 227H227L228 228V226H225ZM240 227V228H241ZM244 227V226H243ZM259 227V228H260ZM0 228V229H1ZM52 228V227H51ZM65 228V227H64ZM77 228V227H76ZM87 228V227H86ZM111 228H113V227H111ZM118 228V227H117ZM156 228V227H155ZM158 228V227H157ZM161 228V227H160ZM177 228V227H176ZM181 228V227H180ZM224 228V227H223ZM232 228V227H231ZM247 228H249L248 226H247ZM251 228H250V230H251ZM253 228H255V227H253ZM258 227H257V229H259ZM262 228V227H261ZM61 229V228H60ZM59 229V230H60ZM69 229V230H70ZM82 229V228H81ZM88 229H90V228H88ZM88 229H86V231L88 230ZM119 229V228H118ZM117 229V230H118ZM143 229V228H142ZM146 229V228H145ZM167 229H168V227H167ZM237 229V228H236ZM245 229H246V227H245ZM2 230V231H3ZM55 230V229H54ZM64 230H68V229H64ZM63 230V231H64ZM72 230V229H71ZM69 231V232H71V234H72V232H73V230L72 231ZM75 231H76V229H74ZM91 230H93V232H95L94 231V229H91ZM90 230V231H91ZM121 230V229H120ZM157 230V229H156ZM159 230V229H158ZM196 230V229H195ZM218 230V229H217ZM220 230V229H219ZM224 230H226V229H224ZM254 230V229H253ZM260 230V229H259ZM44 231V230H43ZM46 231H48L47 229H46ZM74 231V232H75ZM83 231V230H82ZM89 231V232H90ZM99 231V230H98ZM97 231V232H98ZM114 231V230H113ZM169 232H170V230H168ZM193 231V230H192ZM191 231V232H192ZM202 231V230H201ZM222 231V230H221ZM262 231H263V228H262ZM10 232H13L14 234L12 235V236H10ZM53 232V231H52ZM62 232V231H61ZM66 232V231H65ZM64 232V233H65ZM77 232V231H76ZM104 232V231H103ZM117 232V231H116ZM147 232V231H146ZM145 232V234H147ZM150 232H152V231H150ZM166 232V231H165ZM177 232V231H176ZM175 232V233H176ZM183 232V231H182ZM194 232V231H193ZM197 232V231H196ZM211 232H213V230H211ZM217 232V231H216ZM252 232V231H251ZM251 232H247L248 234L249 233H251ZM256 232V231H255ZM255 232H253V233H255ZM258 232V231H257ZM15 233H19V235H20V237H23L22 239L21 238H19L18 236H16V234ZM67 233H68V231H67ZM66 233V234H67ZM79 233V232H78ZM86 232H84L83 231V235L85 234ZM117 233H119V232H117ZM171 233V232H170ZM199 233V232H198ZM207 233V232H206ZM227 233H230V228H229V232H227ZM240 233V232H239ZM242 233H243V229H242ZM246 233V232H245ZM258 233H260V232H258ZM257 233V234H258ZM262 233V232H261ZM54 234V233H53ZM58 234V233H57ZM74 234V233H73ZM76 234V233H75ZM110 234H111V232H110ZM151 234V233H150ZM149 234V235H150ZM158 234L159 233H157V236H158ZM161 234V233H160ZM186 234V233H185ZM216 235L218 234V232L217 233H215ZM223 234V232L221 233V235ZM226 234V233H225ZM233 234H234V232H233ZM233 234H231L230 235V237L233 235ZM256 234V233H255ZM256 234V235H257ZM60 236H61V234H59ZM79 235H81V231H80V233H79ZM91 235V237H92V234H90ZM100 235V234H99ZM102 235V234H101ZM100 235V236H101ZM153 235V234H152ZM174 235V234H173ZM193 235V234H192ZM220 235V234H219ZM224 235V234H223ZM229 235V234H228ZM235 235V234H234ZM238 235V234H237ZM240 235H242V234H240ZM250 235V234H249ZM262 236H263V233L261 234ZM260 234H259V236H261ZM24 236H25V238H24ZM63 236H64V234H63ZM68 236V235H67ZM71 236V235H70ZM160 236V235H159ZM158 236V237H159ZM178 236V235H177ZM176 236V237H177ZM194 236V235H193ZM204 236V235H203ZM210 236V235H209ZM218 236V235H217ZM226 236V235H225ZM251 236H253V235H251ZM258 236V235H257ZM88 236L86 235V236H83V237H79V242H82V241H84L85 240V242H86V240L88 239L87 238ZM90 237V236H89ZM90 237V238H91ZM113 237V236H112ZM115 237V236H114ZM114 237H113V239H114ZM119 237V236H118ZM117 237V238H118ZM120 237H121V235H120ZM166 237H167V235H166ZM171 237V236H170ZM188 237V236H187ZM195 237V236H194ZM193 237V238H194ZM200 237H202V236H200ZM207 237V236H206ZM228 237V236H227ZM235 237H237V236H235ZM242 237H243V235H242ZM250 237V236H249ZM264 237V236H263ZM59 238V237H58ZM93 238V237H92ZM95 238V237H94ZM99 238V237H98ZM97 238V239H98ZM101 238V237H100ZM109 238H110V235H109ZM161 238V237H160ZM165 238V237H164ZM182 238V237H181ZM184 238V237H183ZM182 238V239H183ZM208 238V237H207ZM218 238V237H217ZM219 238H221V237H219ZM226 238V237H225ZM240 238V237H239ZM255 238H256V236H255ZM73 239V238H72ZM71 239V240H72ZM76 239V238H75ZM105 239V238H104ZM108 239V238H107ZM121 239V238H120ZM168 239V238H167ZM196 239V238H195ZM203 239V238H202ZM213 239V238H212ZM230 239H232V238H230ZM236 239V238H235ZM244 239V240H243ZM242 240L243 241H245L246 239L245 238H243ZM253 239H254V236H253ZM258 240H259V237L257 238ZM260 239H262L263 240V238H261L260 237ZM69 240H70V237H69ZM96 240V239H95ZM106 240V239H105ZM115 240V239H114ZM122 240V239H121ZM166 240V239H165ZM169 240V239H168ZM174 240H176V239H174ZM178 240V239H177ZM181 240V239H180ZM214 240V239H213ZM261 240V241H262ZM22 241V242H21ZM57 241V240H56ZM94 241V240H93ZM100 241V240H99ZM109 241V239L107 240V242ZM112 242H114L113 240H111ZM116 241V240H115ZM119 241V240H118ZM117 241V242H118ZM183 241V240H182ZM202 241V240H201ZM205 241H207V240H205ZM212 241V240H211ZM219 241V240H218ZM231 241H234V240H231ZM237 241V240H236ZM260 241V242H261ZM72 242V241H71ZM88 242V241H87ZM95 242V241H94ZM97 242V241H96ZM106 242V241H105ZM104 242V243H105ZM128 242V241H127ZM172 242H173V240H172ZM186 242V241H185ZM189 242V241H188ZM191 242V241H190ZM189 242V243H190ZM193 242V241H192ZM203 242V241H202ZM242 242V241H241ZM247 242H249V241H247ZM263 242V241H262ZM262 242H261V244H262ZM76 243V242H75ZM74 243V244H75ZM116 243V242H115ZM125 244L124 245H126V242H124ZM184 243V242H183ZM207 243V242H206ZM230 243V242H229ZM238 243V242H237ZM110 244V243H109ZM128 244V243H127ZM170 244V243H169ZM197 244V243H196ZM196 244H194L195 246H196ZM228 244V243H227ZM234 244H236V243H234ZM239 244V243H238ZM249 244H251V242H249ZM26 245H28V244H26ZM61 245V244H60ZM88 245V244H87ZM87 245H86V247H87ZM93 244H91V246H92ZM104 245H106V244H103V246ZM114 245V244H113ZM112 245V247H114ZM119 245V244H118ZM170 245H172V243L170 244ZM174 245H176V244H174ZM183 245V244H182ZM190 245V244H189ZM193 245V246H194ZM203 245V244H202ZM212 245V244H211ZM211 245H209V246H211ZM217 245H219V244H217ZM240 246H241V244H239ZM24 246H25V244H24ZM53 246V245H52ZM73 246V245H72ZM82 246V245H81ZM100 246V245H99ZM98 246V247H99ZM110 246V245H109ZM120 246V245H119ZM118 246V247H119ZM122 246V245H121ZM168 246V245H167ZM173 246V245H172ZM199 246V245H198ZM200 246H201V244H200ZM228 246H229V244H228ZM227 246V247H228ZM233 246V245H232ZM248 246V245H247ZM253 246V245H252ZM263 246V245H262ZM21 247H23V246H21ZM70 247V246H69ZM76 247V246H75ZM79 247V249L80 248H82V247H80V246H78ZM85 246H83V248H84ZM85 247V248H86ZM95 248H96V246H94ZM101 247V246H100ZM111 247V246H110ZM117 247V246H116ZM127 247V246H126ZM174 247H176L177 248V246H174ZM179 247V246H178ZM183 247V246H182ZM182 247H181V249H182ZM217 247V246H216ZM230 247V246H229ZM235 247V246H234ZM243 247V246H242ZM241 247V248H242ZM24 248V247H23ZM32 248L33 249H35L33 246H32ZM46 248V247H45ZM89 248V247H88ZM88 248H86V249H88ZM168 248V247H167ZM196 249H199L198 247H195ZM202 248V247H201ZM209 248V247H208ZM211 248H213V247H211ZM220 248L222 249V246H220ZM240 248V249H241ZM262 248V247H261ZM6 250H7V248H5ZM25 249V248H24ZM27 249H28V247H27ZM60 249H62V248H60ZM59 249V250H60ZM102 249V248H101ZM103 249H104V247H103ZM102 249V250H103ZM106 249V248H105ZM109 249V248H108ZM113 248H111V251H113L112 250ZM116 249V248H115ZM120 249H123V248H121L120 247ZM137 249V248H136ZM196 249H194V250H196ZM203 249V248H202ZM204 249H205V247H204ZM203 249V250H204ZM215 249H217V248H215ZM215 249H213V250H215ZM228 249V248H227ZM233 249V248H232ZM236 249V248H235ZM234 249V250H235ZM32 249H30V251H31ZM70 250V249H69ZM84 250V249H83ZM125 249H123V251H124ZM190 250V249H189ZM201 250V249H200ZM209 250H210V248H209ZM212 250V249H211ZM231 250V249H230ZM229 250V251H230ZM245 250H246V247H245ZM245 250H244V253H246L245 252ZM5 250H3V252H4ZM22 251V250H21ZM28 251V250H27ZM88 251V250H87ZM87 251H85V252H87ZM99 251V250H98ZM110 251V250H109ZM166 251H168V250H166ZM178 251V249L176 250V252ZM180 251V250H179ZM182 251V250H181ZM188 251V250H187ZM199 251V250H198ZM206 251H208V250H206ZM218 251V250H217ZM222 251V250H221ZM229 251L227 250V254H229ZM236 251H237V249H236ZM239 251V250H238ZM248 251V250H247ZM263 251V250H262ZM7 252V251H6ZM25 252H26V249H25ZM29 252V251H28ZM32 252H35V250H32ZM60 252V251H59ZM67 252H69L70 254H71V252L70 251H67ZM91 252V251H90ZM119 252H120V250H119ZM121 252H122V250H121ZM148 252V251H147ZM170 252V251H169ZM183 252V251H182ZM186 252V251H185ZM190 252V251H189ZM194 251L192 250V253H193ZM209 252V251H208ZM215 252V251H214ZM213 252V253H214ZM223 252V251H222ZM232 252V251H231ZM12 253V252H11ZM39 253V252H38ZM41 254H43L42 252H40ZM95 253V252H94ZM97 253V252H96ZM95 253V254H96ZM101 253V252H100ZM106 253V252H105ZM115 253L117 254V252L115 251ZM125 253H127V252H125ZM124 253V254H125ZM144 253H146V252H144ZM159 253V252H158ZM165 253V252H164ZM166 253H168V252H166ZM199 253H200V251H199ZM211 253V252H210ZM221 253V252H220ZM219 252L217 253V254H220ZM226 253V252H225ZM236 253V252H235ZM243 253V252H242ZM243 253V255H245ZM19 254V253H18ZM36 254V253H35ZM55 254V253H54ZM54 254H52V255H54ZM62 254V253H61ZM68 254V253H67ZM69 254V255H70ZM104 254V253H103ZM122 254H123V252H122ZM129 254V253H128ZM176 254H178V253H176ZM186 254V253H185ZM188 254V253H187ZM190 254V253H189ZM222 254V253H221ZM226 254V255H227ZM231 254V253H230ZM232 254H234V252L232 253ZM240 254V253H239ZM251 254V253H250ZM249 254V255H250ZM254 254V253H253ZM7 255V254H6ZM16 254H14V253H12L11 254V259L12 260H14V256H15ZM21 255V254H20ZM19 255V256H20ZM24 255V254H23ZM34 255V254H33ZM68 255V256H69ZM74 255H75V252H74ZM112 255H114V253H112ZM112 255H111V257H112ZM118 255V254H117ZM126 255V254H125ZM141 255V254H140ZM208 255V254H207ZM206 255V256H207ZM216 255V254H215ZM214 255V256H215ZM224 255V254H223ZM248 255V256H249ZM17 256V255H16ZM38 256V255H37ZM36 255H35V257H37ZM40 256V255H39ZM38 256V258H40ZM43 256V255H42ZM73 256V255H72ZM83 256V255H82ZM88 256V255H87ZM101 256V255H100ZM116 256V255H115ZM115 256H114V258H115ZM122 256V255H121ZM127 256V255H126ZM129 256H131L130 254H129ZM173 256V255H172ZM171 256V257H172ZM185 256V255H184ZM190 256V255H189ZM195 256V255H194ZM205 256V255H204ZM216 256H218V255H216ZM215 256V257H216ZM225 256V255H224ZM230 256V255H229ZM234 257L236 256V254L235 255H233ZM240 256V255H239ZM242 256V255H241ZM253 256V255H252ZM3 257V256H2ZM1 257V255H0V259H3ZM7 257H9V256H7ZM44 257V256H43ZM55 257H58L59 258V255L58 256H55ZM74 257H76V256H74ZM90 257V256H89ZM138 257V256H137ZM142 257H144V256H142ZM146 257V256H145ZM160 257V256H159ZM221 257V256H220ZM223 257V256H222ZM227 258H228V256H226ZM230 257H232V255L230 256ZM10 258V257H9ZM8 258V259H9ZM22 258V257H21ZM24 258V257H23ZM72 258V257H71ZM77 258H79V257H77ZM113 258V259H114ZM124 258H126V259H128L129 260V258L128 257H124ZM147 258V257H146ZM146 258H144V260L146 259ZM149 258V257H148ZM147 258V260H149ZM154 258V257H153ZM179 258V257H178ZM185 258V257H184ZM205 258V257H204ZM218 258V257H217ZM217 258L215 259V260H217ZM238 258V257H237ZM10 259V260H11ZM44 259H45V257H44ZM70 259V258H69ZM83 259V258H82ZM131 259V258H130ZM139 259H142V258H138V260ZM152 259V258H151ZM158 259H161V258H158ZM193 258H191V260H192ZM208 259V258H207ZM9 260V261H10ZM11 260V261H12ZM42 260H43V258H42ZM41 260V261H42ZM70 260H72V259H70ZM75 260V259H74ZM86 260V259H85ZM105 260V259H104ZM109 260V259H108ZM110 260H112L111 258H110ZM120 260V259H119ZM118 259L116 260V262L117 261H119ZM123 260V259H122ZM121 260V261H122ZM131 260H133V259H131ZM162 260V259H161ZM181 260V259H180ZM214 260V259H213ZM215 260H214V262H215ZM222 260H223V258H222ZM234 260V259H233ZM254 260V259H253ZM5 261V260H4ZM16 261V260H15ZM21 261V260H20ZM50 261H51V258H50ZM107 261V260H106ZM113 261V260H112ZM143 261V260H142ZM146 261V260H145ZM156 261H158L157 259H156ZM183 261V260H182ZM181 261V262H182ZM212 261V260H211ZM229 261V260H228ZM228 261H227V263H228ZM231 261V260H230ZM239 261H241V259L239 260L238 259V261H237V263L239 262ZM243 261V260H242ZM241 261V262H242ZM246 261V260H245ZM258 261V260H257ZM8 262V261H7ZM40 262V261H39ZM43 262V261H42ZM45 262V261H44ZM64 262V261H63ZM73 262V261H72ZM71 262V263H72ZM75 262V261H74ZM113 262H115V261H113ZM129 262V261H128ZM140 262V261H139ZM185 262H186V260H185ZM188 262H189V260H188ZM193 262V261H192ZM209 262V261H208ZM217 262V261H216ZM216 262H215V264H216ZM255 262V261H254ZM4 263V262H3ZM47 263V262H46ZM80 263V262H79ZM91 264L90 263V261L88 262L87 261V264ZM102 263V262H101ZM105 263V262H104ZM118 263H120L121 264V262L119 261V262H117V264ZM133 263H134V261H133ZM144 263V262H143ZM165 263V262H164ZM191 263V262H190ZM195 263V262H194ZM203 263V262H202ZM205 263V262H204ZM213 263V262H212ZM222 263V262H221ZM231 264L233 263V262H230ZM229 263V264H230ZM236 263V262H235ZM243 263V262H242ZM1 264V263H0ZM41 264V263H40ZM43 264V263H42ZM57 264V263H56ZM59 264V263H58ZM77 264V263H76ZM80 264H82V263H80ZM94 264H95V262H94ZM112 264V263H111ZM129 264V263H128ZM139 264V263H138ZM142 264V263H141ZM150 264V263H149ZM162 264H163V261H162ZM192 264V263H191ZM246 264V263H245Z\"/></svg>",
    "mask_w": 264,
    "mask_h": 264
}]
</instances>
